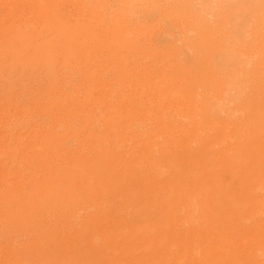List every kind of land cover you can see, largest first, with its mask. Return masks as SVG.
<instances>
[{"label": "rangeland", "instance_id": "obj_1", "mask_svg": "<svg viewBox=\"0 0 264 264\" xmlns=\"http://www.w3.org/2000/svg\"><path fill=\"white\" fill-rule=\"evenodd\" d=\"M58 1V2H57ZM63 3H62V2ZM121 1V2H120ZM123 0H92L90 3H89V6H88V9L86 10V12H84V14L86 15L85 17H89L90 14L92 17L90 18H84L83 21H81V18L77 17L76 16V3L74 0H0V182H4L5 183V187L4 188V183H0V205L5 203L4 207L3 205L0 206V234L2 233H5V234H2L0 236V261H4L3 263L6 262V264H13V261L11 259H13V253L15 252V250L17 249V246L19 247V245L24 242L26 240L25 237H27V234L29 233V237H30V233H31V236L32 237H27L28 239L24 242L25 244H27L28 242L31 243L30 244H34L35 246L39 247L42 245V243L40 244L41 241V237L39 239V235L41 234V232L39 233L40 229H42L41 231L43 232L42 235H46V241L49 243H47V247H45L44 249H47L45 251V253L47 254H44L43 257L45 258V260H47V264H53V262L51 263V261H54L55 259V262L54 264H68V263H72V262H76V261H81L83 259V256H84V259L87 261L85 262V260H83L86 264H94L96 262H101V263H106V264H192L190 261H191V256H192V252H194L193 250H195L196 246L198 245L197 243H195L194 241L190 242V240H194V237H193V234L190 233V231L188 232L187 230L185 231V229H187L188 227V223L187 221L185 222V220L183 221V224H181V230L179 231H175L174 232V236L172 235L173 234V228L171 227H166L168 226V224L164 221H161L162 218V212H158L157 215L158 217L156 216H151L152 218H148V216H144L143 218V215L140 213L141 212V204L139 202V199H137L136 197L134 196H140V194H150L152 191H156L158 189H164L165 186L166 188H173V186L171 185H174V188L173 190H177V191H185L188 189V186L187 184L190 183V181L188 179H195L196 182H197V179L201 176H203V179H208L212 176H215L217 175V172L218 170L216 169V167L218 166V163L220 161H224L222 160L225 159V161L229 158H227L228 156H230L231 154V149H228V147H231L229 146L228 144H234V143H237V142H241L243 144L239 145V143L237 144V148H238V151L239 150H243L242 153L241 151H237L238 155H235L234 157L237 156V160L240 158V161H237V163H239V165L242 163L243 166H246L245 164H247L249 167H244L246 169H242L243 167H239L237 168L236 170L240 172H237L238 175H243V177H241V182H237L236 184V187L234 188H231V189H235L237 191H244L242 189H245V188H250V189H245L244 192L246 191H249V190H255V191H259L260 193L264 192V185L261 186V184H264V180L261 181V179H264V178H261L260 177H257L258 176V173L264 175V167H261V166H264V163H262V158H264V142L261 143V141H264L262 139H264V133H261L262 131H264V128H262L261 130V127H264V126H260L262 125L261 122L262 120L261 119H264V109H262V106H264V48H261L262 51L260 50L259 48V45H262V47H264V42L261 43V39L264 38V36H262V32H264V27H262V25H264V8L262 9H259L256 13V18L258 19H253L255 23H252V27H251V33L249 32V34L247 35V37L245 39H243L242 41H246L244 42L245 45H243L244 47H242V44L243 42L241 41L240 44H236V46L238 47V45H240V50H242L241 52H243L244 54L248 55V56H251L252 54V58H253V61H252V65H254L253 63H257L255 64V66H253L252 68V76L250 74V78L247 79L246 81H249L247 82V91H245L244 93V96L247 97L248 99H246L244 96V100L245 101H242V100L239 98V101L238 99L237 100H234L232 103H230V105L228 107L225 108V113L221 114V115H210L208 116L209 118L206 116V119L201 117V116H204L205 117V114H198L199 110L202 109L201 111H206V105L204 104V102L208 99H211L212 96L215 94L216 92V89L218 91H223L221 90V88L223 89L224 85H221V84H224V80L223 77L224 75L222 73L219 74L215 72L214 73H210L212 72L210 69L213 68V66H211L210 64H212V56L214 53L219 47L222 46L223 44V38H226L227 35L229 36V30L228 28L226 27L225 25V20L224 22L222 21V19H224V13L228 10V8H226L227 5H224V7L221 5L220 6V11L221 12V15L218 16V18L216 20H214V18H212L214 15H206V13H204L203 11H199L195 9L196 5H195V1L196 0H148L146 2V7L144 8V10H142L140 12V14L134 16V17H131L130 18H124L122 17V20L121 18L119 17V19L117 18V16H119L120 14L122 15V9L124 8L123 7V3L122 2ZM151 1V2H150ZM190 1L192 3H190ZM41 2H42V6H41ZM44 2V3H43ZM61 2V5L60 3ZM106 2V3H105ZM174 2V3H173ZM198 2H202L201 0H199ZM46 3H48L47 5L49 6L50 9H53V11H55V13L51 10L50 12H47L48 10L50 9H47L48 7L46 6ZM55 3V4H54ZM43 4H45L43 6ZM51 4V5H50ZM63 4V5H62ZM75 4V5H74ZM101 4H107V5H110L112 6L113 5V8L111 9V14H110V20H111V23H110V20L109 21H105V25L103 26L99 20L97 19L96 17V13L94 10L98 11L97 9H99L101 7ZM179 4V5H178ZM59 5V7H58ZM96 5V7H95ZM99 5V6H98ZM195 5V6H194ZM41 6V7H40ZM62 6H64L62 8ZM95 8V9H93ZM179 6V7H178ZM189 6H191L189 8ZM40 7V8H39ZM52 7V8H51ZM98 7V8H97ZM44 8V9H43ZM55 8V9H54ZM97 8V9H96ZM192 8V9H191ZM23 9V10H22ZM41 9V10H40ZM43 9V10H42ZM67 9V10H66ZM92 9V10H91ZM73 12H72V11ZM75 10V11H74ZM116 10V11H115ZM190 10V11H189ZM23 11V12H22ZM37 11L41 12V13H38ZM60 11V12H59ZM100 11V9H99ZM148 11V12H147ZM196 12L197 14L195 15V13L193 12ZM44 12V13H43ZM51 12H52V16H51ZM94 12V13H93ZM122 12V13H121ZM189 12V13H187ZM200 12V13H199ZM27 13V14H26ZM29 13L30 16L32 17L33 13H34V16H33V19L31 17H29ZM44 15H43V14ZM46 13V15H45ZM48 13V14H47ZM50 13V14H49ZM119 13V14H118ZM199 13V15H198ZM35 14H36V17H35ZM42 17H41V15ZM54 14H56V17L54 16ZM67 14V15H66ZM94 16H93V15ZM206 15V18H205V15ZM262 14V15H261ZM25 15V17H23ZM39 18H38V16ZM50 15V16H48ZM198 15V16H197ZM200 15H203V16H200ZM45 16V17H44ZM188 16V17H187ZM192 16L193 18L196 20L194 21V19H192ZM260 16V17H259ZM29 17V18H27ZM35 17V18H34ZM46 17H48V19H46ZM51 17V18H50ZM191 17V18H190ZM202 18L204 19L203 21H207L208 24H206L205 22L202 21V19H199V18ZM24 18H27V19H24ZM116 18L119 20H116ZM124 18V19H123ZM158 18V19H157ZM188 18V19H187ZM212 18V20H211ZM36 19V20H35ZM46 19V20H45ZM51 19V20H50ZM190 19V20H189ZM26 20V21H25ZM32 20H34L33 22L34 23H30L32 22ZM39 20V21H38ZM45 20V22H44ZM132 20V21H131ZM136 20V21H135ZM197 20H200L197 22ZM209 20V21H208ZM224 23L223 26L225 27V29H227V32H225L226 30L224 29V27L221 24V21ZM257 20V21H255ZM30 21V22H29ZM71 21V22H70ZM75 23H74V22ZM121 21V23H120ZM126 21L128 22V26L126 27L124 24L127 25ZM191 21V22H190ZM220 23L218 24L217 23ZM262 22V25H260V23ZM28 22V23H27ZM38 22V23H37ZM41 23V26H40V23ZM53 22V24H52ZM79 22H82L81 24L83 25L84 24V27H85V31L84 32H79L77 35H74V36H71L70 38L66 39V40H62L61 38V35H60V32L58 31V27L61 25H74V24H78ZM108 22L110 24H108ZM125 22V23H124ZM189 22V23H188ZM204 24L202 25L201 24ZM210 22V23H209ZM215 22V23H214ZM259 22V24H258ZM39 24V25H36V24ZM50 23V24H49ZM139 23V24H138ZM195 23V24H194ZM202 27H201V25ZM29 24V27L27 25ZM124 26H122V25ZM196 27H193L194 25ZM214 25V27L211 28V25ZM216 24V25H215ZM218 24V26H217ZM20 25V26H19ZM36 25V27H35ZM48 25V29H46V26ZM86 25V26H85ZM89 25V26H87ZM92 25L94 27H92ZM101 25V26H100ZM107 25V26H106ZM111 25V26H110ZM113 25L115 26L114 29L113 28ZM122 26L121 27V30L120 32H123V34L120 32H118V28L119 26ZM198 25V26H197ZM212 25V26H213ZM261 26V28H259V26ZM38 26V27H37ZM101 28H100V27ZM111 28H110V27ZM138 26V27H137ZM209 28H207V27ZM26 27V28H25ZM41 27V28H40ZM104 27L107 29L105 30L106 32H108V36H105L101 35V37H98L100 35H97V33L95 34H91L92 30H94V32H100V29H104ZM201 27V28H200ZM206 27V29H205ZM220 27L221 30L218 28ZM258 27V29H257ZM34 28V29H33ZM40 28V29H39ZM95 28V29H93ZM96 28L98 29L96 31ZM126 28V29H125ZM137 28V29H136ZM144 28V29H143ZM215 28V29H214ZM26 29V30H25ZM29 29V30H28ZM89 29V31H87ZM112 29V30H110ZM165 29V30H164ZM190 29H192L190 31ZM199 31H197V30ZM205 29V30H203ZM216 29H219L217 30V33L216 32H213L212 31H215ZM223 29H224V32H223ZM253 29V30H252ZM261 31H260V30ZM42 32H41V31ZM51 30V31H50ZM126 30V31H125ZM139 30V31H138ZM188 30V31H187ZM258 30V31H256ZM33 31V32H32ZM45 31V32H44ZM48 31V33H47ZM91 31V32H90ZM210 33L207 34V36L205 35L207 32ZM211 31V32H209ZM254 33H253V32ZM41 32V33H40ZM197 32L199 35H197ZM206 32V33H205ZM109 33H115L116 37H113L114 39H112L110 37V34ZM138 33V34H137ZM205 33V34H204ZM212 33V34H211ZM220 33V34H219ZM221 33H223V36L221 35ZM226 33V34H225ZM256 34H259L258 35V39H257V35ZM28 34V35H27ZM45 34V35H44ZM202 34V35H201ZM205 36H204V35ZM7 35V36H6ZM41 35V36H40ZM95 37H94V36ZM140 35V36H139ZM252 35V37H251ZM202 36V37H201ZM209 36V37H208ZM220 36H222V39L220 38ZM262 36V37H261ZM41 37V38H40ZM99 39H98V38ZM204 37V38H203ZM255 37V38H254ZM40 38V39H39ZM94 38V39H92ZM195 38V39H194ZM253 38L256 40L259 41V44L257 45L256 43H254L255 40H253ZM42 39V40H41ZM74 39V40H73ZM102 39V40H101ZM179 39L181 41H183L184 43L180 42ZM206 39V40H205ZM209 39V40H208ZM105 40V42H103ZM145 40V41H144ZM217 40V41H216ZM256 40V42L258 43V41ZM22 41V42H21ZM144 41V42H143ZM191 41V42H190ZM251 41V42H250ZM143 42V44H142ZM187 42V43H186ZM219 42V43H218ZM222 42V43H221ZM9 43V45H7ZM19 43V44H18ZM108 43V44H107ZM175 43V44H174ZM182 43V44H181ZM218 43V44H217ZM242 43V44H241ZM254 43V44H253ZM14 44V45H13ZM27 44V45H26ZM184 44V46H183ZM187 44V46H185ZM190 44H193L191 47ZM252 44V46H251ZM6 45V46H5ZM110 46V47H106V46ZM258 48H257V46ZM54 46V47H53ZM97 46V47H96ZM171 46V47H170ZM178 46V47H177ZM4 47V48H3ZM8 47V48H7ZM90 47V48H89ZM94 47V48H93ZM100 47V48H99ZM175 47V49H174ZM181 47V50L179 51ZM185 47V48H184ZM249 47L251 48L250 50L253 49H258L260 51H258L257 49L256 50H252V53L251 51L249 50ZM6 48V50H4ZM36 48V50H35ZM89 48V50L87 51L86 49ZM112 48V51L111 49ZM195 48V49H194ZM217 48V49H216ZM242 48H245V49H242ZM85 49V51H83ZM108 49V50H106ZM110 49V50H109ZM178 49V51H177ZM185 49H190L188 51V53L186 52L185 53ZM192 49V50H191ZM210 49V50H209ZM4 50V51H3ZM10 52H9V51ZM98 50V51H97ZM13 51V52H12ZM27 51V52H26ZM39 51V52H37ZM109 51H111L109 53ZM120 51V52H119ZM178 52V54H176V52ZM191 51V52H190ZM214 51V52H213ZM248 51V52H247ZM258 52V54L256 52ZM7 52V53H6ZM35 52L38 56H40L38 58L37 55H35ZM113 52V53H112ZM116 52L118 54H116ZM183 52V53H182ZM212 52V53H211ZM253 52H254V56L253 55ZM261 52V53H260ZM12 55H11V54ZM39 53V54H38ZM115 53V55H114ZM172 53V54H171ZM251 53V54H250ZM113 54V55H112ZM130 54V55H129ZM178 56V59L176 57V55ZM181 54V55H180ZM210 54V55H209ZM260 54V57H258ZM14 55V56H13ZM16 55V56H15ZM175 55V56H174ZM203 55V56H202ZM22 56V57H21ZM35 56V57H34ZM37 56V57H36ZM42 56V57H41ZM70 56V57H69ZM87 56V57H85ZM200 56V57H198ZM210 56V57H209ZM32 57V58H31ZM136 57V58H135ZM142 57V58H141ZM208 57V58H207ZM15 58V59H14ZM86 58V59H85ZM134 58V59H133ZM210 58V59H209ZM33 59V60H32ZM94 59V60H93ZM167 59V60H166ZM171 59V60H170ZM173 59V60H172ZM44 60V61H43ZM78 60V61H77ZM134 60L136 62H134ZM176 60V61H175ZM181 60V61H180ZM184 60V61H182ZM196 60V61H195ZM210 60V64H209V61ZM9 65H8V63ZM39 61H42V62H39ZM133 61V62H132ZM147 61V62H146ZM173 61V63H172ZM175 61V62H174ZM179 61H180V64H179ZM255 61V62H254ZM95 62V64H94ZM167 62V63H166ZM183 62V63H182ZM195 62V64H194ZM40 63V64H39ZM117 63V64H116ZM160 63V64H159ZM162 63V64H161ZM198 63V64H197ZM194 64V65H193ZM209 64V65H208ZM6 65V66H5ZM86 65V66H85ZM88 65V66H87ZM90 65V66H89ZM94 65V66H93ZM122 65V66H121ZM192 65V66H191ZM201 65V66H200ZM12 66V67H11ZM133 66V67H132ZM171 66V67H170ZM4 67V68H3ZM88 67V68H87ZM174 67V68H173ZM180 67V68H179ZM182 67H184L182 69ZM210 67V68H209ZM261 67V68H259ZM3 68V69H2ZM172 68V69H171ZM177 68V69H176ZM179 68V69H178ZM200 68V69H199ZM205 68V69H204ZM208 68V69H207ZM259 70H258V69ZM91 69V70H90ZM174 69V71L176 70V72L172 71ZM182 69V70H181ZM256 69V70H254ZM19 70V71H17ZM88 70V71H87ZM92 70L94 72H92ZM98 70V71H97ZM190 70V71H189ZM198 70V71H197ZM210 70V71H209ZM27 71V72H26ZM171 71V72H169ZM258 71V72H257ZM88 72V73H86ZM179 72L178 76H176V74ZM206 72V73H205ZM257 73V76L256 73ZM262 72V73H261ZM18 73V74H17ZM93 73V74H92ZM156 73V74H155ZM163 73H166V74H169L168 76L166 74H163ZM171 73H176L175 75L171 74ZM181 73L183 74L182 77L181 76ZM251 73V71H250ZM33 74V75H32ZM72 74V75H71ZM76 74V75H75ZM86 74V75H85ZM92 74V76H91ZM173 75V76H176L178 77L176 79V77H172L170 76ZM213 74V75H212ZM260 74V75H259ZM3 75V76H2ZM30 75V76H29ZM49 75V76H48ZM89 75V76H88ZM127 75H128V78H127ZM164 75V76H162ZM214 75H217L219 76V79L217 76H214ZM22 76V77H21ZM168 78H167V77ZM170 76V78H169ZM214 76V77H213ZM220 76H223L222 77V80H221V77ZM253 76H255V78H252ZM7 77V78H6ZM77 77V78H76ZM160 77H163L162 79H160ZM210 77V78H209ZM217 77V78H216ZM22 78V79H21ZM111 78V79H110ZM164 78H167V79H164ZM181 78V79H180ZM213 78V80H212ZM225 78V77H224ZM261 78V79H260ZM14 79V80H13ZM71 79V80H70ZM73 79V80H72ZM132 79V80H131ZM172 79L174 81H181L182 82V85L183 86H180L181 84L179 83H175L173 82V84H170V82L172 83ZM214 79H217L216 82H214ZM257 79V81L255 80ZM27 80V81H26ZM134 80V81H133ZM159 80V82H158ZM166 80V81H164ZM167 80H170V82H168ZM185 80H189L188 83H186ZM210 80L212 82H210ZM44 81V82H42ZM133 81V82H132ZM161 81V82H160ZM164 81V82H163ZM256 81V82H255ZM11 82V83H10ZM27 82V83H26ZM147 82V84H146ZM152 84H151V83ZM157 83V86H156V83ZM167 84V88L169 87H172L174 89V87H176L174 90H178L179 91V94H176L174 92H177V91H174L172 90L171 88H169L166 92H165V88H166V83ZM218 82L220 83L221 86H218ZM223 82V83H221ZM254 82L255 84L257 85V82H258V88L257 86L254 85ZM30 83V84H29ZM69 83V84H68ZM150 83V84H148ZM161 83V84H160ZM186 83V84H185ZM190 83V84H189ZM214 83V84H213ZM217 83V84H215ZM251 83V84H250ZM11 86H10V85ZM14 84V85H13ZM34 84V85H33ZM58 84V85H56ZM163 85V90L162 87L160 85ZM165 84V85H164ZM175 84V86H174ZM213 84V85H212ZM29 85V86H27ZM68 85V87H67ZM161 87H159V86ZM172 85V86H170ZM179 85V86H178ZM186 85V86H185ZM214 85L216 86L214 88V93H212V88L214 87ZM251 85L253 87H255V89L252 87V89L254 91L251 92L250 88H251ZM5 86V87H4ZM137 86V87H136ZM149 86V87H148ZM151 86V87H150ZM189 86V87H188ZM192 86V87H191ZM7 87V88H6ZM147 87V88H146ZM156 87V88H155ZM159 87V88H157ZM180 87V89H179ZM184 89H182V88ZM203 87V88H202ZM219 87V88H218ZM156 90H155V89ZM189 91H187L186 93L190 94L189 97L191 102H188L187 100V94H185V90L189 89ZM71 89V90H70ZM91 89V90H90ZM145 89V91H143ZM150 89V92L147 91ZM158 89H162L161 90H158ZM170 90V91H169ZM181 90H184L183 93L181 92ZM207 90V91H206ZM211 90V92H210ZM259 90V91H258ZM87 91V93H86ZM94 91V92H93ZM110 91V92H109ZM156 91V93H154ZM160 93H158V92ZM191 91V92H190ZM249 91V93H248ZM256 91V92H255ZM258 91V92H257ZM7 92V93H6ZM90 92V93H88ZM144 92V93H143ZM153 92V93H152ZM181 92V93H180ZM198 92V93H197ZM247 92V94H246ZM262 94H261V93ZM51 93V94H50ZM165 93V94H163ZM193 93L195 95H193ZM207 93V94H205ZM209 93V94H208ZM219 93V92H218ZM219 93V94H220ZM223 93V92H222ZM221 93V94H222ZM258 93V96L256 95ZM11 96H10V95ZM104 94V95H103ZM110 94V96H109ZM141 94V95H140ZM151 94L152 97L154 96H159V97H154L151 98ZM162 94V95H161ZM184 94V95H183ZM213 94V95H212ZM216 93V95H214L213 97H217V95L220 97L221 94L219 95ZM9 97H8V96ZM85 95V96H84ZM90 95V97H89ZM161 95V96H160ZM166 95V96H165ZM170 95V96H169ZM173 98H172V96ZM176 95V97H175ZM186 95V96H185ZM202 95H206L205 97L202 96ZM211 95V96H209ZM253 95V96H252ZM256 95V96H255ZM84 96V97H83ZM118 96V97H117ZM163 96L165 97L164 99H169V100H163ZM192 96H195L194 98L196 100H193L194 98ZM33 97V98H32ZM67 97V98H66ZM109 98V99H106ZM162 97V98H161ZM169 97V98H168ZM179 97V98H178ZM185 97V98H184ZM188 97V98H189ZM202 97V98H201ZM206 99L204 101V98ZM208 97V98H206ZM253 97V100L252 98ZM256 97V98H255ZM257 97H261V98H257ZM5 98H7L5 100ZM65 98V99H64ZM87 98V99H86ZM89 98V99H88ZM103 98V99H102ZM112 98V99H111ZM156 98V99H155ZM159 98V99H157ZM172 98V99H171ZM183 98V100L181 99ZM249 98L252 100V106L251 107V102L249 101ZM254 98H255V101H254ZM117 99V101H116ZM123 99V100H122ZM133 99V100H132ZM171 99V101H170ZM186 99V100H185ZM198 99V100H197ZM13 100V101H12ZM87 100V101H86ZM99 100V101H98ZM104 103H103V101ZM105 100L107 102H105ZM158 100V101H157ZM162 100V101H161ZM187 101L188 103H191L190 104V108H189V105L188 107H186L187 105V102L185 103L184 102ZM189 100V101H190ZM203 100V101H201ZM259 100V101H258ZM28 101V102H27ZM97 103H96V102ZM176 101V102H175ZM179 101V102H178ZM194 101V102H193ZM196 101V102H195ZM198 101H201L200 104H198ZM244 102V106L242 104V102ZM257 101V102H256ZM33 102V103H32ZM116 102V104L114 103ZM121 102V103H120ZM124 102V103H123ZM159 102V104H158ZM164 102H167L166 104H164ZM174 102V103H173ZM179 104H178V103ZM241 102V103H240ZM254 102V103H253ZM257 105L258 104H261V108L260 107H256V103ZM35 103V104H34ZM39 103V104H38ZM92 103V104H91ZM108 103V104H107ZM112 103V104H111ZM183 103L185 105H183ZM193 103V105H192ZM201 106L198 108V106ZM203 103V104H202ZM207 103V102H205ZM237 103V104H235ZM241 105H240V104ZM161 104H164V106H162ZM175 106H174V105ZM185 106L186 109L189 110L190 112H192V114L189 112L190 114V118L189 115H188V111L185 109V107H181V109L179 108L181 105ZM232 104V105H231ZM248 108L250 109H246V112L245 113V118L243 117V112H241V109H242V106L243 108L245 107L246 108V105ZM250 104V105H249ZM35 105V106H34ZM49 105V106H48ZM91 105V106H90ZM110 105V106H109ZM118 105V106H117ZM121 105V106H119ZM130 105V106H129ZM161 107H160V106ZM168 105V106H166ZM174 108H172L173 106ZM179 105V106H178ZM204 107H203V106ZM238 106L239 105L241 107H239V110L240 111H237L235 112V109H238L237 107L234 108V106ZM3 106H6V107H3ZM143 106V107H142ZM234 108V110L231 108ZM10 107V108H9ZM112 107V108H111ZM116 107V108H115ZM120 107V108H118ZM129 107V108H128ZM164 107V108H162ZM196 108V111L198 113H196L195 111V108ZM256 107V108H255ZM30 108V109H29ZM169 108L171 109V111L169 110ZM184 108V109H182ZM199 110H198V109ZM205 108V109H204ZM244 108V110H245ZM254 108V109H252ZM262 110H260V109ZM14 109V110H13ZM53 109V110H52ZM105 109H107V111H105ZM139 109V110H138ZM163 112H161L162 110ZM173 109V110H172ZM180 110L181 113H179L178 110ZM204 109V110H203ZM257 110L255 111V114L252 115L253 118L256 119V116H257V119H253V118H249L248 115H246V113L250 114V117H251V114L253 113H250V112H254V110ZM160 110V111H159ZM177 110V111H176ZM186 110V111H185ZM193 110H194V115H193ZM232 110V111H231ZM243 110V109H242ZM243 110V111H244ZM259 110L262 112V115L259 113ZM11 111V113H9ZM52 111V112H51ZM77 111V112H76ZM82 111V112H81ZM90 111V113H89ZM114 111V112H112ZM140 114H142L141 116H144V119L142 117H140L139 115V112ZM143 111V112H141ZM145 111V113H144ZM149 111V112H148ZM151 111H154L153 113ZM158 113H157V112ZM166 111V113H165ZM170 111V112H169ZM184 111V113H183ZM7 112V113H6ZM29 112V113H28ZM79 112V113H78ZM107 112V113H106ZM118 112V114H117ZM147 112V113H146ZM159 112H161L159 114ZM169 112V113H168ZM173 113L174 115L171 114V116L174 117V120L172 121L173 117L170 116V113ZM241 112V113H240ZM71 113V114H70ZM81 113V114H80ZM95 113V115H94ZM97 113V114H96ZM104 113V114H102ZM106 113V115H105ZM120 113V114H119ZM125 113V116H123V114ZM135 115H134V114ZM137 113V114H136ZM144 113V115H143ZM152 113V114H151ZM157 113V114H156ZM188 116H186L187 118H190L189 121L190 123L192 121H195V119H197L194 123V125L191 123H188V119L186 117L183 118V116H185L186 114ZM201 113V112H200ZM260 116H258V114ZM26 114V115H25ZM85 114V116H83ZM88 114V115H87ZM91 114V115H90ZM122 114V115H121ZM146 114H148L146 116ZM151 114V115H150ZM154 114V115H153ZM158 114L160 116H158ZM162 114V115H161ZM167 114V116H166ZM169 114V115H168ZM185 114V115H184ZM200 115L199 117H197L198 115ZM238 114H241V115H238ZM257 114V115H256ZM94 115V116H93ZM105 115V116H104ZM109 115V116H108ZM118 115V116H117ZM121 115V116H120ZM157 115V116H156ZM177 115V116H175ZM182 117H181V116ZM227 115L228 116V120H222V119H225V117L227 118ZM88 116V117H87ZM91 116V118H90ZM104 116V117H103ZM115 116V117H113ZM137 116V118L135 117ZM139 116V118H138ZM146 116V117H145ZM149 116L154 119H149ZM179 116V117H178ZM222 116H225L222 118ZM239 116V117H238ZM35 119H34V118ZM48 117V118H47ZM76 117V118H75ZM81 117V119H80ZM124 117V118H123ZM135 117V118H134ZM160 117V119H159ZM163 117H167L168 119H165V121L163 120L164 118ZM180 118V121H178ZM218 121H220L218 123V121L216 120V118ZM219 117V118H218ZM220 117L222 119H220ZM248 117L251 121V124L248 120H246ZM72 118V119H71ZM79 120H78V119ZM95 118V120H94ZM145 118H148V119H145ZM202 118L204 119V121L201 122ZM244 118L245 121H241V119ZM74 119V120H73ZM112 120L113 122V129L112 131H106V127L105 126V120ZM137 119V120H136ZM144 121H143V120ZM185 121H184V120ZM236 119V120H235ZM103 120V121H102ZM153 120V121H152ZM167 120H170L167 122ZM177 120V121H175ZM192 120V121H191ZM234 120V123H242L241 124H237V126L240 128H238L237 126H234L232 125V121ZM255 120V121H254ZM49 121V122H48ZM53 121V122H52ZM101 121L103 123H101ZM159 121V122H158ZM164 121V122H163ZM171 121L173 123H171ZM186 121H188L186 123ZM210 121H211V124H210ZM246 121H248V125L246 126L247 130H249L248 128L253 129L251 130V132L254 134H256L259 138H257L256 140L258 141H255L254 137L252 136L251 137V132L247 131V130H243L245 129V126L244 124L246 123ZM254 121V122H253ZM258 121V122H256ZM32 122V123H31ZM39 122V123H38ZM63 122V123H62ZM87 122V123H86ZM99 122V123H98ZM157 123V126H154L156 123ZM161 122V123H160ZM175 122V123H174ZM180 122V124H178ZM201 122V124H200ZM231 122V124H230ZM76 123V124H75ZM85 123V124H84ZM95 123V124H94ZM117 123V124H116ZM154 123V124H152ZM159 123L161 125H159ZM165 123H169V124H172L170 126H167V124ZM183 123V124H182ZM185 123V124H184ZM205 123L206 126H205ZM253 123V124H252ZM254 123L256 124L254 126ZM264 123V122H262ZM90 124V125H89ZM104 124V125H102ZM120 124V125H119ZM164 124V125H163ZM176 126H175V125ZM187 124V125H186ZM198 124V125H197ZM207 128L209 127L210 130L213 132L212 135H215L211 137L209 136V134H211L212 132L209 131L210 133L206 132L207 129L209 130V128L205 130V128L202 126ZM250 124V126H249ZM260 124V125H259ZM28 125V126H27ZM81 125V126H80ZM155 128V130H158L157 133H155L156 131L155 130H150L153 126ZM179 125H180V128H179ZM183 125V126H182ZM185 125L188 127L186 128ZM197 127L200 125V128ZM209 125V126H208ZM212 125V126H211ZM220 125V126H219ZM231 125V126H230ZM39 126V127H38ZM80 126V127H79ZM99 126V127H98ZM167 126V128H166ZM195 126V127H194ZM242 126V127H241ZM32 127V128H30ZM55 127V128H54ZM102 127V128H101ZM119 127V128H118ZM170 127V129H169ZM176 127V128H175ZM182 127V128H181ZM186 129H184V128ZM253 127V128H252ZM52 130H51V129ZM127 128V129H126ZM152 128V129H154ZM158 128V129H157ZM162 130H161V129ZM165 128V129H164ZM201 128L203 130H201ZM213 128H215L214 130H212ZM219 128V129H218ZM237 128L239 130H237L238 134L240 132H243V134L241 135H238L237 132L235 131ZM243 128V129H242ZM17 129V130H16ZM50 129V130H49ZM56 129V130H55ZM76 129V130H75ZM103 129V130H101ZM106 129V130H105ZM172 129V130H171ZM174 129V131H173ZM193 129V130H192ZM194 129L196 131H194ZM229 129H235L234 131L236 132V134H234V131L233 130H229ZM241 129V130H240ZM44 130H47V131H44ZM49 130V131H48ZM72 130V131H71ZM80 130V132H79ZM91 130V131H90ZM98 130V131H97ZM129 130V131H128ZM133 130V131H132ZM168 130V131H167ZM181 130V133L178 132V131ZM218 130V131H217ZM222 130V131H221ZM41 133H40V132ZM43 131V132H42ZM59 134L60 135V142H57V140L55 141L54 140V133L50 135V133L52 132ZM84 131V132H83ZM115 131V132H114ZM119 131V132H118ZM131 131L134 133L132 134ZM155 131V132H154ZM160 131V132H159ZM166 131V132H165ZM224 131V133H223ZM35 132H38V133H35ZM60 132V133H58ZM99 132V133H98ZM117 132V133H116ZM138 132V133H137ZM145 132H147V137L144 135ZM151 132L153 136H148V134H150ZM159 132V134H158ZM176 132V134L174 135V133ZM232 134H231V133ZM245 132V134H244ZM250 134H249V133ZM27 133V134H26ZM31 133V134H30ZM36 134H38V136L34 137ZM91 133V134H89ZM102 133V134H101ZM118 133H120L118 135ZM143 134V135H140V134ZM155 133V135H154ZM199 133V134H198ZM205 136H203L202 134ZM217 133V134H216ZM220 133V134H219ZM226 133H228L226 135ZM2 134V135H1ZM30 134V135H29ZM43 136H41V135ZM73 134V135H72ZM125 134V135H124ZM173 134V135H171ZM197 134V135H196ZM231 134V135H230ZM253 134V135H254ZM4 135V136H3ZM6 135V136H5ZM46 135H50L51 137L49 138H52L51 139H47L45 138L44 136ZM75 135H79L77 137H75ZM129 135V136H128ZM166 135V136H165ZM179 135V138L177 137ZM185 135V136H184ZM187 135V136H186ZM196 135V137L194 136ZM233 135V136H232ZM237 135V136H236ZM246 136V138H243L244 136ZM250 135V136H249ZM256 135H255V138H256ZM81 136V137H80ZM128 136V137H126ZM142 136L144 138H142ZM168 136V137H167ZM183 136V137H182ZM189 136V137H188ZM203 136V137H201ZM232 136V137H231ZM239 136V137H238ZM242 136V138H241ZM30 137V138H29ZM38 137H39V141L42 143L39 144V141H38ZM42 137V138H40ZM44 137V139H43ZM94 137V138H93ZM132 137V138H131ZM140 137V138H139ZM151 137V139H150ZM152 137H156L155 139L158 138V140H155L154 138L152 139ZM170 137V138H169ZM173 137V139H172ZM195 137V139H194ZM198 137V138H197ZM201 137V138H200ZM208 137L209 138V141H208ZM212 137H214L215 139H213ZM250 138L249 140H246V141H249L248 143L244 142L245 139L247 138ZM16 138V139H15ZM79 138V139H78ZM81 138V139H80ZM125 138V139H124ZM127 138V139H126ZM134 138V139H133ZM165 138V140L163 139ZM183 138V140H182ZM199 138L201 140H199ZM207 138V139H206ZM228 138V140H227ZM238 138V139H237ZM239 138H240V141H239ZM3 139V140H2ZM34 139V142L31 140ZM42 139V140H41ZM77 139V140H76ZM134 141H133V140ZM136 139V140H135ZM142 139V140H141ZM145 139V140H143ZM147 139V140H146ZM161 139L165 142V144H163L164 142L161 141ZM171 139V140H170ZM179 139H181L184 143L181 142H178ZM186 139V140H185ZM190 139V140H189ZM196 139L198 141H196ZM207 141H205V140ZM214 140H217L218 142L216 143L215 142H212ZM225 139V140H224ZM237 139V140H236ZM244 139V141H243ZM259 139H261V141H259ZM15 140V141H14ZM25 140V141H24ZM30 140V141H29ZM83 140V141H82ZM118 140V141H117ZM124 140V141H123ZM127 140V141H125ZM131 140V141H130ZM140 143H139V141ZM155 143H153L154 141ZM168 140V142H167ZM193 140V142H191ZM203 140V141H202ZM227 140V141H226ZM231 140V141H230ZM9 141V142H8ZM38 143H37V142ZM52 141V142H51ZM63 141V142H61ZM79 141V142H78ZM87 141V142H86ZM107 141V142H106ZM142 141L144 142V144L142 143ZM148 143H147V142ZM152 141V142H151ZM158 144H157V142ZM160 141V142H159ZM172 141V142H170ZM174 141V142H173ZM176 141V143H175ZM186 141V142H185ZM195 141V142H194ZM199 141H202L201 142V145L199 143ZM220 141V142H219ZM227 142V143H224V142ZM230 143H229V142ZM234 141V143L232 142ZM237 141V142H236ZM50 142V143H49ZM78 142V143H76ZM101 142V143H100ZM129 146H128V144ZM133 142V144H132ZM135 142V143H134ZM137 142V143H136ZM150 142V143H149ZM180 144V147H182L181 149H183L185 152L187 151V153H184L183 150L180 149V147L177 145L175 146L177 152H173V151H176L174 149V146L171 145V144ZM210 142V143H208ZM232 142V143H231ZM260 142V143H259ZM29 143V144H28ZM49 143V144H48ZM100 143V144H99ZM125 143V145H124ZM147 143V144H146ZM169 143V146H167ZM190 143L192 145V143H194L191 147L190 146ZM197 143L202 146L199 147L202 149L199 148V151L197 149ZM205 143V144H203ZM215 143V144H214ZM222 143V144H220ZM34 144V145H32ZM47 144V145H46ZM60 144V146H59ZM82 144V145H81ZM134 144H136L135 146H133ZM137 144H141V146L137 145ZM152 144V145H150ZM157 144V145H155ZM161 144V145H160ZM196 144V145H195ZM207 144L209 146H207ZM228 146H227V145ZM16 145V146H15ZM26 145V147H25ZM29 147H28V146ZM35 145H38L37 147ZM52 145V146H51ZM55 145V146H54ZM63 145V146H61ZM91 145V146H90ZM94 145V146H93ZM97 145L101 146L103 149H108V150H111L113 151V153L115 154L116 156V159L113 160L111 163H109V165H107L106 169L105 168H102V172L99 171V175L98 176H102L104 179H102V177L100 179V181L107 183L109 181H111L110 179V176H112V180L113 182H110V185L113 189V194L114 196L116 197V200L114 199L115 197L112 196L110 198H101V196L99 197V195H101L102 191L100 190L99 186H97V182L96 180H94V182H92V184L94 185V190H95V193H94V190L92 192V194H90L89 192H87V188L84 186V184L82 183L81 179L80 178H74L72 179L70 182H71V185H70V182H68L65 186V188L63 189V197H62V194L60 195L61 197H57L59 198V200H54V201H50L49 198H46L45 196V199L44 197L41 195V191L49 185V184H53L55 181V177L58 176V173L62 170H65V168L67 169L68 167H71L74 162L80 158V160H84V155L86 156L87 154L91 155L92 152L91 150L92 149H96L97 148ZM109 145V146H108ZM147 145V146H146ZM155 145L156 146H163L162 151L159 147H157V149L155 147H153ZM166 145V146H165ZM185 145V147H184ZM195 145V146H194ZM214 146V149L213 147H210V146ZM224 145V146H222ZM32 146V147H31ZM49 146V147H48ZM57 146V147H56ZM117 146V147H115ZM129 148H128V147ZM137 146V147H136ZM150 146V148H149ZM194 146V147H193ZM207 146V147H206ZM23 147H25L23 149ZM28 147V148H27ZM43 147H47V148H43ZM53 147V148H52ZM61 147V148H60ZM139 147V148H138ZM145 147H148V148H145ZM169 147V149H168ZM187 147V148H186ZM195 147H196V151H195ZM206 147V149L204 148ZM227 147V148H226ZM247 147V148H246ZM262 149H261V148ZM17 148V151L15 150ZM19 148V149H18ZM27 148V149H26ZM31 148V149H30ZM52 148V149H51ZM92 148V149H91ZM112 148V149H111ZM133 148V149H131ZM155 148V150H152V149ZM190 148V149H189ZM204 148V149H203ZM209 148V149H208ZM217 148V149H216ZM219 148V149H218ZM47 149V150H45ZM50 149V151H49ZM129 149V150H127ZM131 149V151H130ZM139 149V150H138ZM140 149L141 150V154H134L133 155V152L135 153H139L140 152ZM149 150V151H146ZM158 149H159V152H158ZM163 149H165L164 151L169 154H166ZM193 153H192V151ZM212 149V150H211ZM216 149V150H215ZM250 149V150H249ZM35 150V151H34ZM37 150V152H36ZM43 150V151H42ZM81 150V151H80ZM120 150V151H119ZM173 150V151H171ZM190 150V151H189ZM208 154H206V152ZM210 150V151H209ZM214 150V151H213ZM218 150V151H217ZM229 150V152H228ZM252 150V151H251ZM32 151V152H30ZM85 151V152H84ZM123 151V152H122ZM145 151V152H143ZM155 151V152H154ZM157 151V153H156ZM170 151V152H169ZM183 151V152H182ZM198 153V157L200 156V159L197 158L195 152ZM198 151V152H197ZM204 151V152H202ZM210 153H209V152ZM212 151V152H211ZM217 151V152H216ZM17 152V153H16ZM25 152V153H24ZM43 152V153H42ZM47 152V153H46ZM67 152V153H66ZM122 152V153H120ZM125 152V153H124ZM128 152V154H127ZM153 152L154 154L152 155ZM163 154H162V153ZM191 152V153H189ZM260 152V153H258ZM23 153V154H22ZM46 153V154H44ZM84 153V154H82ZM87 153V154H86ZM124 153V154H123ZM131 153V154H130ZM150 153V154H149ZM156 153V154H155ZM176 153V155L174 154ZM218 153V155L216 154ZM221 153V154H219ZM229 153V154H227ZM254 153V154H253ZM14 154V155H13ZM33 154V155H32ZM41 154V155H40ZM123 154V155H122ZM126 154H127V157H132L134 158V156L136 157V155H138V158H135L137 160H133L131 161L130 158H127L126 157ZM157 154H158V159H157ZM160 154V155H159ZM172 154V155H171ZM174 154V155H173ZM178 154V156H177ZM192 154V155H191ZM199 154H202V155H199ZM206 154V155H205ZM215 154V156H214ZM260 154V155H259ZM80 157H79V156ZM125 155V156H124ZM132 155V156H130ZM167 155V156H166ZM169 155V156H168ZM186 155V156H185ZM190 155H191V158H190ZM194 155V156H193ZM218 157H217V156ZM228 155V156H227ZM30 156V157H29ZM40 158H39V157ZM49 156V157H48ZM93 156V155H92ZM92 156H88V158H92ZM155 156V157H153ZM163 156V157H162ZM166 158H165V157ZM171 156L173 158H171ZM177 156V158L175 157ZM213 156V158L211 157ZM224 156H227L226 158H224ZM242 156V157H241ZM246 156L245 158V161H242V158ZM252 156V157H251ZM255 156V157H254ZM23 157V158H22ZM32 157L33 160H32ZM38 157V158H37ZM125 157V158H124ZM169 157V158H167ZM183 158L180 160V158ZM199 159V160H195L196 158ZM202 157H205V159ZM217 159H216V158ZM220 157V158H219ZM239 157V158H238ZM46 158V159H45ZM75 158V159H74ZM77 158V159H76ZM120 158H122L120 160ZM140 158V160H138ZM142 158V159H141ZM176 158V159H175ZM209 158V159H207ZM249 158V160H248ZM39 159V163H35L34 160H37ZM63 159V160H62ZM74 159V160H73ZM124 159V161H123ZM153 159V160H152ZM154 159H157L154 160ZM166 159V160H165ZM169 162H168V160ZM178 159V160H177ZM212 159H215L216 161L212 160ZM220 159V160H219ZM244 159V158H243ZM251 159V161H250ZM19 160V162H18ZM42 160V161H41ZM48 160V161H47ZM120 160V162H119ZM164 162L163 164L161 163V161ZM164 160V161H163ZM172 160V161H171ZM173 160L175 162H173ZM180 160V161H179ZM193 160V161H192ZM195 160V161H194ZM219 160V161H218ZM47 161L48 164H46L45 162ZM122 161V162H121ZM142 161V162H140ZM159 161L161 164H159ZM29 162V163H28ZM32 162H33V166L32 167ZM37 162V161H36ZM52 162H55V163H52ZM128 162V163H127ZM173 162V163H172ZM197 163L198 167L201 166L200 168V171L198 170L197 168V165H195V163ZM218 162V163H217ZM246 162V163H245ZM260 163V168L259 167H256L255 165L258 166V164ZM27 163L29 165H27ZM41 163H43V165H41ZM52 163V164H51ZM60 163V164H59ZM126 163V164H124ZM166 163V164H165ZM175 163V164H174ZM177 163V165H176ZM183 165H182V164ZM189 163V165L187 164ZM201 163V164H200ZM212 165H209V164ZM216 165H213L215 164ZM221 163V162H220ZM249 163V164H248ZM256 163V164H255ZM12 164V165H11ZM17 164V165H16ZM35 164V165H34ZM36 164L38 166H36ZM46 164V165H44ZM65 164V165H64ZM84 161H83V165H84ZM143 164V165H141ZM146 164V165H145ZM148 164V165H147ZM165 164V165H164ZM186 164V165H185ZM191 164V166H190ZM252 164H254V166H252ZM31 165V166H30ZM49 165V166H48ZM57 165V166H56ZM119 165V166H118ZM145 165V167H144ZM154 165H157V168L154 167ZM163 165V166H166V167H159V166ZM182 165V166H181ZM187 165H188V168H190V170L187 168ZM203 165H206L208 167H202ZM36 166V167H35ZM40 166V167H39ZM48 166V167H47ZM88 167V165H85L84 167ZM137 166L139 167V171L137 169ZM141 166V167H140ZM150 166V167H149ZM186 166V168H185ZM216 166V167H214ZM242 166V165H240ZM5 167V168H3ZM38 167V169H37ZM42 167H46L45 169L42 168ZM54 167V168H53ZM121 167V168H119ZM144 167V168H142ZM169 167V168H168ZM174 167V168H173ZM179 167V168H178ZM254 167L255 169L257 168V171H259L260 169V172H256V170H254ZM26 168V169H25ZM34 168H35V171H34ZM52 169L51 173L49 174L48 172L49 169ZM126 168V169H124ZM132 168V169H130ZM148 168V169H147ZM151 168V169H150ZM154 168V169H152ZM165 168V169H164ZM173 168V169H172ZM205 168V169H203ZM208 168V169H206ZM210 168L212 170H215L216 172L210 170ZM241 168V169H240ZM3 169V170H2ZM32 169V170H31ZM40 169V170H39ZM43 169V171L41 170ZM48 169V171L46 172V170ZM55 169V170H54ZM60 169V171H59ZM105 169V170H103ZM114 169V170H113ZM136 171H135V170ZM141 169L144 171L141 172ZM150 169V170H149ZM155 169H157L155 171ZM172 171V174L170 171ZM181 171H180V170ZM195 169V170H194ZM203 169V170H202ZM259 169V170H258ZM5 170V171H4ZM6 170H9L8 174H7V171ZM57 170V171H56ZM130 170V171H129ZM132 170V171H131ZM146 170V171H145ZM153 170L155 171V173L153 172ZM166 170V171H165ZM189 170V171H188ZM203 171V174L202 171ZM205 170V171H204ZM250 170V171H249ZM254 170V172H256L257 174L256 175H252V171ZM124 171V172H123ZM135 171V172H134ZM149 171H152L151 173ZM176 171V172H175ZM183 171V172H182ZM187 171V173H186ZM191 171V172H190ZM199 171V172H198ZM242 171H244L245 173L249 174V175H246L244 172L242 173ZM2 172H5L2 173ZM17 172H19L17 174ZM40 174H38V173ZM47 175H45L46 173ZM164 174V176L161 178V177H158V175L160 176L161 173ZM178 172V173H177ZM193 172V174H192ZM205 172H206V175H205ZM227 174V176L225 177L226 179H228L230 177L231 174H236V173H232V171H228L226 170L225 171ZM224 172V173H225ZM262 172V173H261ZM24 175H23V174ZM44 173V174H43ZM126 173V174H125ZM130 173V174H129ZM177 173V174H175ZM212 173V174H211ZM216 173V174H215ZM223 173V174H224ZM55 174V175H54ZM61 174V173H60ZM166 174V176H165ZM255 174V173H253ZM10 175V176H9ZM40 175V176H39ZM45 175L46 177H43ZM106 175V176H105ZM145 175V176H144ZM147 175V176H146ZM169 175V177L167 176ZM174 175V176H172ZM194 175V177L192 176ZM198 175V176H197ZM210 175V176H209ZM246 175V176H245ZM261 175V176H262ZM6 177V180L7 178H9V180H7V183H6V180L5 178L3 179L2 178ZM16 176V177H15ZM36 176V177H35ZM55 176V177H54ZM152 176V178H151ZM157 176V177H156ZM162 176V175H161ZM174 177L173 178H171ZM188 176V177H187ZM192 176V178H191ZM225 176V174H224ZM250 176H256V177H250ZM39 177V178H38ZM55 178L54 180L50 178ZM130 177V178H128ZM144 177V178H143ZM156 177V178H155ZM176 177V179H175ZM183 177V178H182ZM250 177L251 179L252 178H255L253 181L251 179H248ZM26 178V179H25ZM29 178V179H28ZM49 178V179H48ZM109 178V179H108ZM133 179L132 181L129 180L128 182V179ZM148 178V179H146ZM160 178H161V181H160ZM166 178V181L165 179ZM168 178V179H167ZM178 178V179H177ZM246 178L247 181L243 182V179ZM259 178V179H258ZM31 179V180H30ZM41 179V180H40ZM102 179V180H101ZM108 179V180H107ZM125 179V180H124ZM138 179V180H137ZM146 180V181H143V180ZM170 179V180H169ZM180 179V180H179ZM182 179V180H181ZM183 179L186 181H184L183 183H181L183 181ZM187 179V180H186ZM198 179V180H199ZM202 179V177H201ZM5 180V181H4ZM24 180V181H23ZM29 180V181H28ZM43 180V181H42ZM140 180V181H139ZM154 180V182L152 181ZM164 180V181H163ZM177 180V181H176ZM194 180V181H195ZM251 180V181H249ZM17 181V182H16ZM31 181V187L28 185V183ZM46 181V182H45ZM125 181V182H124ZM131 181V182H130ZM152 181V182H151ZM169 182V185L167 184ZM173 181V182H172ZM176 181V182H175ZM179 181H181L179 183ZM261 181V182H260ZM16 182V183H15ZM27 185H26V183ZM36 182V183H35ZM43 182V183H41ZM73 182V183H72ZM165 182V183H163ZM192 183L190 184H194L195 182H193L191 180ZM247 182H251V186H252V183L254 184V187L257 186L255 185L258 184V187L252 189V187H250V184H248ZM259 182H260V186L262 188H260L259 186ZM23 183V184H22ZM25 183V184H24ZM44 183H47V185H45ZM126 183V184H125ZM152 183V184H151ZM161 185H159V184ZM185 183V184H184ZM238 183L240 184V186L243 184L244 186H242L241 188H237V185ZM247 183V184H246ZM37 184V185H36ZM41 184V185H40ZM74 184V185H73ZM103 184V183H102ZM128 184V185H127ZM189 184V185H190ZM196 184V183H195ZM24 185V186H23ZM29 188V189H27ZM152 185V186H151ZM154 185V186H153ZM156 185V187H155ZM159 185V186H157ZM182 185V186H181ZM246 185L248 187H246ZM81 186V188L79 187ZM167 186H170V187H167ZM3 187V188H2ZM25 187V188H23ZM45 188L46 190L48 189ZM52 187V186H51ZM80 188V191H79V188ZM159 187V188H158ZM161 187V188H160ZM177 187V188H176ZM239 187V185H238ZM2 188V189H1ZM39 188V189H38ZM43 188V189H42ZM154 188V189H152ZM156 188V189H155ZM158 188V189H157ZM165 188V189H166ZM186 188V189H185ZM237 188V189H236ZM25 189V191H24ZM27 189V190H26ZM66 189V190H65ZM84 192H83V190ZM151 189V190H149ZM6 190V191H5ZM29 190V191H28ZM40 190V191H39ZM151 191V192H147V191ZM28 191V192H27ZM65 191V192H64ZM69 191V192H68ZM75 191V192H74ZM8 192V193H7ZM24 192V193H23ZM87 192V193H86ZM65 193V194H64ZM68 193V194H67ZM76 193V194H75ZM86 193V194H85ZM90 195H89V194ZM40 194V195H39ZM112 194V193H111ZM32 195V196H31ZM65 195V197H64ZM67 195V196H66ZM80 195V196H78ZM93 195V197L91 196ZM97 195V196H96ZM131 195V196H130ZM2 196V197H1ZM52 196V195H50ZM84 196V197H83ZM119 196V197H118ZM151 196V195H149ZM6 197V198H5ZM81 197H83L81 199ZM86 197V198H85ZM96 197V199H95ZM105 197V196H104ZM108 197V196H106ZM117 197L119 198L117 200ZM121 197V198H120ZM124 197V198H123ZM126 197V198H125ZM136 199H134V198ZM64 200H63V199ZM67 200H66V199ZM124 200H123V199ZM27 199V202H25L24 200ZM31 199V200H29ZM38 199V200H37ZM41 199V200H40ZM48 199V200H46ZM70 202H69V200ZM74 199L76 200V202L74 201ZM99 199V200H98ZM101 199V200H100ZM104 202H103V200ZM112 201V205H111V201ZM122 201H121V200ZM133 199V201L131 200ZM11 200V201H10ZM18 201V204H15L16 201ZM33 200V201H32ZM37 200V201H35ZM40 200V201H39ZM46 200V202L49 204L48 205V208L52 211L49 212V209L46 208V202L44 201ZM61 200V201H60ZM106 200V201H105ZM13 201V202H12ZM21 203H20V202ZM31 201V202H29ZM43 201V204H41ZM79 201V202H78ZM81 201V202H80ZM83 201V202H82ZM115 201L116 202H123L120 204L119 202V207H118V203H116L117 205H115V203L113 202ZM137 201V202H136ZM34 202V203H33ZM65 202H68V205L67 206V203ZM75 202V203H74ZM132 202L133 204L135 205H132ZM10 203V204H9ZM23 203V205H22ZM36 203V204H35ZM57 203H60L58 206ZM62 203V204H61ZM84 203V205H83ZM57 204V205H56ZM65 204V205H64ZM73 204V205H72ZM81 204V205H79ZM87 204V205H86ZM89 204V205H88ZM104 204V205H102ZM117 207H113L114 205ZM130 204V205H129ZM12 205L14 206V208L12 207ZM38 205L40 206L39 208ZM44 205H45V208H44ZM94 206V207H90V206ZM110 205V206H109ZM139 205V206H138ZM19 206V207H17ZM22 206V207H21ZM32 206V207H31ZM43 206V207H42ZM75 206V207H74ZM87 206V207H86ZM98 206L100 209H98ZM108 206V207H106ZM112 206V207H111ZM133 207V209L131 210V208ZM139 210H138V208ZM1 207L3 209H1ZM16 207V208H15ZM27 207V208H26ZM30 207V208H28ZM37 209H42L44 208V210L42 211V213L37 210ZM58 209V212H57V208ZM66 207V208H65ZM70 210H69V208ZM130 207V208H129ZM5 208V210H4ZM25 208V210H24ZM31 208H35L33 211L31 210ZM72 208L76 209V210H73ZM85 208V209H84ZM95 208V209H93ZM108 208H111L110 210H108ZM129 208V209H128ZM136 208V209H135ZM10 209H14V210H10ZM19 209V210H18ZM27 209V210H26ZM29 209V211H28ZM98 209V210H97ZM104 211H103V210ZM114 209V210H113ZM126 209V210H125ZM10 210V211H9ZM20 212L19 214L22 216L20 217V215L18 214V212ZM35 210L37 211V213H31V212H35ZM48 210V211H47ZM70 213H68L69 211ZM94 210V211H93ZM96 210V211H95ZM106 210V211H105ZM120 211V213L118 211ZM131 210V213L130 211ZM139 212H138V211ZM3 211V212H2ZM14 211L16 212L15 216H14ZM47 211V212H46ZM62 211H64V213H62ZM89 211V212H88ZM93 211V212H92ZM99 211V212H98ZM101 211V212H100ZM125 211V212H124ZM129 211V212H128ZM137 211V212H136ZM183 211V212H181ZM13 212V213H12ZM39 212V213H38ZM44 212V213H43ZM75 212V213H74ZM87 212H88V215H87ZM133 212H136L138 213L139 215L141 214L142 216L141 219L140 217L138 216V214L136 213H133ZM264 209H262V211H257L254 215H250L249 216H246V217H249L250 220L248 219L246 221L247 218H245V221H244V227H232L234 228V230L232 228H230V231L231 232V236L228 235L230 238H229V242L231 244V254H233L234 256V259L237 261V263L235 264H251L249 261V263H247V259H249L250 255L251 257L254 255H259L260 258H264V256H262L261 254L264 253V252H257V249L259 246L260 248L264 247V222H261L262 220H259V218L262 216L264 217ZM46 213H48L46 215ZM67 213V215H65ZM106 213V214H105ZM108 213V214H107ZM112 213H118L115 217L112 216L113 214ZM123 215H122V214ZM18 214V215H17ZM25 214V215H24ZM33 214V215H32ZM43 214V215H42ZM65 217H64V215ZM94 217H92L93 215ZM96 214L100 215V216H96ZM103 214V215H102ZM110 214V215H109ZM120 214V215H119ZM128 214V215H127ZM136 214V215H134ZM183 214V215H182ZM13 215V216H11ZM42 215V216H41ZM49 215V216H48ZM52 215V216H51ZM55 215V216H54ZM60 215V216H59ZM125 215V216H124ZM185 215V211L184 209H180V211H177L176 212V216L179 217L178 220L182 221L183 218ZM46 216V217H45ZM49 218H48V217ZM56 216H58V223L56 220ZM67 216V217H66ZM106 216H109V217H106ZM119 216V217H118ZM123 216V217H122ZM129 216V217H128ZM256 216V218H255ZM260 216V217H259ZM15 217L18 219V221L15 219ZM31 217V218H30ZM39 217V218H38ZM42 217V219H41ZM51 217V218H50ZM86 217V218H85ZM92 217V218H91ZM97 217V218H96ZM103 217V218H102ZM106 217V218H105ZM125 217H128V218H125ZM146 217V218H145ZM259 217V218H258ZM5 218V219H4ZM23 218V220H22ZM47 218V219H46ZM54 218V219H53ZM56 218V219H55ZM99 218V220H98ZM139 218V220H138ZM161 218V219H160ZM10 219V220H9ZM14 219V222L16 224H19V222L22 224V227L24 226H27L25 229L22 227L21 228H15L14 226L12 227V225L14 224V222L12 221ZM25 219H27L28 221H25ZM30 219V220H29ZM36 221H35V220ZM40 219V220H38ZM49 219V220H48ZM55 221H53V220ZM60 219V220H59ZM82 219H84L82 221ZM112 220L111 224L113 223H116V224H119V225H123V227H127L126 225H128V221L131 220V223L133 222V224H130V228H132V226H134V230L133 232L131 233L132 230H130L129 226L128 228H124V230L122 229L123 227L121 226V229H122V232H124L123 236L118 239L117 241H114L115 242H119L118 244L117 243H113V246H114V253H116L115 255L110 252H108L101 244V242L103 241L102 238H100L101 236L97 235L99 232L101 233L102 231V227L101 225L103 223H106L108 220ZM115 219V220H114ZM120 219H121V223H120ZM124 219V222L123 220ZM155 219H157V221H155ZM159 219V220H158ZM252 219H254L255 221H253V224L252 223ZM257 219V220H256ZM260 219H264V218H260ZM32 220V221H31ZM38 220V221H37ZM64 220V221H63ZM106 220V221H105ZM110 220L108 221L110 223ZM126 220V221H125ZM133 220V221H132ZM152 220V221H151ZM5 221L7 223H10L9 224H6ZM41 221V222H40ZM52 221V222H51ZM85 221V222H84ZM90 221V222H89ZM95 221V222H94ZM114 221V222H113ZM135 221V223H134ZM151 221V223H150ZM154 221V222H153ZM162 223H161V222ZM179 221V222H180ZM13 222V224H12ZM35 222V224H34ZM63 222V223H62ZM84 223L83 225H81L80 223ZM87 222V223H86ZM94 222V223H93ZM107 222V223H108ZM248 222H249V225L250 227L248 226ZM251 222V223H250ZM24 223V224H23ZM32 223V224H31ZM36 223L38 226H36ZM39 223V224H38ZM42 223V224H41ZM66 223V224H65ZM87 224H94V230L91 228L88 230H84L86 229V225ZM144 225V226H140L139 224ZM146 223V224H145ZM147 223L151 226L153 225V227L151 228L149 225L147 226ZM187 223V224H186ZM247 225H246V224ZM5 225V230H4V226ZM14 224V225H16ZM31 224V225H29ZM62 224V225H60ZM79 224V225H78ZM99 224V225H98ZM9 225H11L9 227ZM78 225V226H77ZM81 225V226H80ZM140 229H139V227ZM158 226L157 228L160 229V230H164L163 232L159 230V236L158 237V233H156V230H155V226ZM255 228L251 229L252 226ZM257 225V226H256ZM259 225V226H258ZM261 225V226H260ZM32 228L35 229V231H31L32 229L29 228ZM36 226V227H34ZM47 226H48V229H47ZM65 226V227H64ZM99 226V227H98ZM183 226H186L185 228ZM15 228L13 230H11L10 228ZM46 227V228H45ZM67 227V229H66ZM77 227V228H76ZM98 227V228H97ZM141 227L144 229H142L141 231ZM249 227V228H248ZM11 230V232L8 231V229ZM45 228V229H44ZM64 228V229H63ZM83 228V229H82ZM136 228V230H135ZM138 228V229H137ZM148 229L147 232L145 229ZM163 228V229H162ZM184 228V229H182ZM248 228V229H247ZM257 228V229H256ZM7 229V230H6ZM30 229V232L29 230ZM47 229V230H46ZM82 229V230H81ZM100 229V230H99ZM152 232H150L149 231ZM154 229V230H152ZM239 229V230H238ZM250 229V230H249ZM20 230V231H18ZM22 230V231H21ZM64 230V231H63ZM77 230V231H76ZM81 230V231H80ZM96 230V231H95ZM139 230V232H138ZM172 230V231H171ZM233 231H236L237 230V233L236 232H232ZM244 230H246L247 234L249 237H247L246 233L243 232ZM249 230V231H248ZM255 230V231H253ZM50 231V232H49ZM84 231V232H83ZM155 231V232H154ZM167 231H171V232H167ZM242 231V232H241ZM7 232V234H6ZM21 233L20 234H18ZM62 232V233H61ZM71 232V233H70ZM83 232V233H82ZM91 232V233H90ZM97 232V234H95ZM185 232V233H184ZM188 232V233H186ZM240 232V233H238ZM249 232H250V235H249ZM11 233V234H10ZM15 233V234H14ZM23 233V235H22ZM25 233H26V236H25ZM32 233H36L37 235H33ZM69 233V234H68ZM86 233V234H84ZM99 233V234H100ZM127 233L128 234V237H127ZM136 233V234H135ZM165 233H167L168 235V238L170 236V234L172 235L170 237V239H167V237L164 236L163 238V234L165 235ZM255 236V234H257ZM9 234V235H8ZM14 234V235H13ZM18 235L15 236V235ZM76 234V236H75ZM135 234V235H134ZM142 234V235H140ZM155 234V235H154ZM180 235V236H177V235ZM192 234V235H191ZM230 234V233H229ZM244 234V235H243ZM13 235V236H12ZM41 235V236H42ZM57 235V236H56ZM63 235V236H62ZM71 235V236H70ZM73 235V236H72ZM85 235V236H83ZM99 237V239L96 237ZM130 235V236H129ZM147 235V236H146ZM190 237H189V236ZM233 235V236H232ZM240 235V236H239ZM7 236V237H6ZM11 236H12V239H11ZM16 238H15V237ZM37 236V238L34 239V237ZM88 236V237H87ZM138 236V237H137ZM147 238H146V237ZM253 236V238H252ZM255 236V237H254ZM87 237V238H86ZM135 237L137 238L135 240ZM141 237V241L144 243V244H139L141 242L140 241V238ZM180 237V239H179ZM186 239H184V238ZM251 237V238H250ZM71 238H73L71 240ZM74 238L76 239L75 241L78 240V242H75L74 241ZM87 239L86 242L88 240H91L89 241L87 244L86 242L84 241V239ZM89 238V239H88ZM92 238V239H91ZM131 238V239H130ZM134 238V240H133ZM146 238V239H144ZM149 238V239H148ZM162 239V241H164L163 243H165L167 246V248H170L169 250L166 248V250H168L166 252V250H161L159 248H157L155 245H152V243L154 244V242L158 239ZM176 238V239H175ZM179 239V243H178V239ZM184 239L183 241L181 239ZM189 240H188V239ZM208 238V237H207ZM237 238V240H236ZM247 238V239H245ZM249 238V239H248ZM39 239V240H38ZM74 241V244L73 242L71 243L69 240ZM139 239V240H138ZM144 239V240H143ZM147 239L149 240V242H146L145 244V241H147ZM9 240V242H8ZM24 240V241H23ZM55 240V241H54ZM83 240V241H82ZM131 240V241H130ZM171 240V241H170ZM175 240V241H174ZM186 240V241H185ZM234 243H233V241ZM251 240V242L249 241ZM256 240L257 242L259 241V243H256ZM21 241V242H20ZM69 241V242H67ZM93 241V242H92ZM100 241V244L101 245H97ZM126 241V242H125ZM128 241V243H127ZM154 241V242H152ZM237 241V242H236ZM245 241V242H244ZM33 242V243H32ZM69 243L67 245V243ZM84 242V243H83ZM98 242V243H97ZM131 242V243H130ZM169 242H171V244L169 245ZM173 242V243H172ZM182 242V244H181ZM240 242V243H239ZM19 243L18 245H15ZM54 243V245L51 247V245ZM77 243H80L81 244V247L83 248H80V244H77ZM93 243V244H92ZM97 243V244H96ZM177 243V244H176ZM208 243V244H207ZM212 242H210L211 244ZM239 243L240 245V248H239V245H237ZM246 243V244H244ZM7 244V245H6ZM10 244V245H9ZM13 244V245H12ZM132 244V245H131ZM136 244V245H135ZM174 244V245H173ZM193 245L190 246V245ZM209 242H206L204 244H202L203 246H201L202 248H207L205 250L207 251H212L214 250L215 251V245L214 244H211L213 246H210ZM248 244V246H247ZM262 247H261V245ZM3 247H2V246ZM45 245V246H46ZM73 245V246H72ZM75 245V246H74ZM89 245V246H88ZM135 245V246H134ZM148 247V245H152V249L156 250L157 252L154 253V250L152 251L151 250V246L150 248ZM184 245V247H183ZM186 245V246H185ZM205 245V246H204ZM234 245V246H233ZM249 245L251 247H249ZM258 247H257V246ZM11 246V247H9ZM13 246V247H12ZM78 246V247H77ZM96 246V247H94ZM137 246V248H136ZM140 246V247H139ZM174 246V248H173ZM180 246V247H179ZM199 246V245H198ZM254 246V247H253ZM74 247V249H73ZM76 247V248H75ZM99 247V249L97 248ZM100 247L103 249V250H106V252H103V250L101 249L100 251ZM13 248H14V252L12 253L13 251ZM49 248V249H48ZM53 248V249H52ZM144 251V249H146V251L142 252V249ZM178 249V251L174 250V249ZM247 248V249H246ZM251 250H249V249ZM254 248V249H253ZM2 249V250H1ZM12 249V250H11ZM77 250L75 252H73L72 250ZM86 249V250H85ZM89 249V250H88ZM98 249V250H96ZM120 251H118V250ZM126 249L127 252L124 250ZM149 249V251H148ZM160 251H158V250ZM191 249V250H190ZM228 249V248H226ZM5 250V251H4ZM49 250V251H48ZM52 250V251H51ZM67 250V251H66ZM82 250V251H81ZM132 250L134 251L133 253H137L138 251V255H134L132 254ZM151 250V251H150ZM182 250V251H181ZM248 250V251H247ZM262 250H264V248H262ZM7 251V252H6ZM51 251V252H50ZM71 251V254L70 252ZM175 251V252H174ZM212 251V252H214ZM244 251L246 252L244 254ZM256 251V252H255ZM11 252V254H10ZM63 252V255L62 253ZM79 252V253H78ZM81 252H84V253H81ZM119 252V254H118ZM124 254L125 256L121 255L120 254ZM131 254H130V253ZM159 252V253H158ZM166 252V253H165ZM170 252L172 253L170 255ZM177 252L179 254H177ZM243 252V253H242ZM77 253V256L78 254L80 255V257H74L76 256L75 254ZM104 253V254H103ZM106 253V254H105ZM146 253V254H145ZM185 253V254H183ZM191 253V254H189ZM242 255H241V254ZM249 253V254H248ZM258 253V254H257ZM64 254H68L65 256L66 260L67 258L71 259L72 256L74 259V261L71 259V262L68 260V261H64L65 258H63ZM70 254V255H69ZM74 254V255H72ZM84 254V255H83ZM109 257H108V255ZM119 256H118V255ZM129 254V255H128ZM141 254V255H140ZM152 254V255H151ZM161 254V255H160ZM167 254V255H165ZM177 254V255H176ZM53 255V257L51 256ZM97 255V256H96ZM107 255V256H105ZM121 255V256H120ZM187 257H186V256ZM199 253H197L195 256L198 257ZM247 255V256H246ZM10 256V257H9ZM48 256V257H47ZM93 256V257H92ZM111 256V257H110ZM124 258H123V257ZM126 256H129L126 257ZM139 258H137V257ZM151 256V257H150ZM156 256V257H155ZM166 256V257H165ZM169 256V257H168ZM180 259H179V257ZM185 256V257H184ZM3 257V258H2ZM5 257V259H4ZM8 257V258H6ZM82 257V258H81ZM86 257H90L91 258V261L87 260L88 258ZM145 257L147 258H151L150 261L149 259L147 260ZM164 257V258H163ZM167 257H168V260H167ZM175 257V258H174ZM248 257V258H247ZM2 258V259H1ZM51 258V259H50ZM55 258V259H53ZM79 258V259H77ZM97 260H96V259ZM127 258V259H125ZM142 258L144 260H142ZM156 258V259H155ZM162 258V259H161ZM186 260H184V259ZM237 258V259H236ZM63 261H62V260ZM108 259V261H107ZM110 259V261H109ZM114 259V260H113ZM135 259H137L135 261ZM171 259V260H170ZM174 259V260H173ZM7 260V261H6ZM161 260V262H160ZM242 262H241V261ZM115 261V262H114ZM168 261V262H167ZM174 261V262H173ZM178 261H181V262H178ZM235 261V262H236ZM244 261V262H243ZM15 262V261H14ZM59 262V263H58ZM61 262V263H60ZM75 262L73 264H75ZM77 263L76 264H81V263ZM94 262V263H93ZM112 262V263H111ZM136 262V263H135ZM155 262V263H154ZM159 262V263H158ZM171 262V263H170ZM188 262V263H187ZM85 263H82V264H85ZM1 264V262H0Z\"/></svg>", "mask_w": 264, "mask_h": 264}, {"label": "bare ground", "instance_id": "obj_2", "mask_svg": "<svg viewBox=\"0 0 264 264\" xmlns=\"http://www.w3.org/2000/svg\"><path fill=\"white\" fill-rule=\"evenodd\" d=\"M75 1V3H76V16L77 17H79V18H81V21H83L84 20V18H87V17H85L86 15V13L84 14V12H86V10L88 9V6H89V3L92 1V0H74ZM117 1V0H116ZM148 0H123L122 2H124L122 5H123V9H122V15L120 14L119 16H117V18L119 19V17L121 18V20H122V17H124V18H130V16L131 17H134V16H136V15H138V14H140V12L142 11V10H144V8L146 7V2H147ZM194 1V0H193ZM192 1V2H193ZM199 0H196L195 1V5H196V7H195V9H196V11L197 10H199V11H203L204 13H206V15L208 14H210V15H214L212 18H214V17H216V18H214V20H216L217 18H218V16H220L221 15V12L220 11H222V10H220V6L219 5H221L222 4V6L224 7V5H227L226 6V8H228V10L224 13V19H222V21L224 22V20H225V25H226V27L228 28V30H229V33H227V34H229V36L227 35V37L226 38H223V44H222V46L221 47H219L214 53H212L213 54V56H212V64H210V60H208L209 61V64L211 65V66H213V68L212 69H210L212 72H210V73H214L215 72V74L216 73H218L219 72V74L220 73H222L223 75H224V77L223 76H220L221 77V80H222V77H223V79H225L224 80V84H221V85H224V87L223 86H221L220 85V83L218 82V86H221V87H223V89L221 88V90H223V91H221V93H220V91H218L217 90V88H215L216 86L214 85V87L212 88V93H214V88L216 89V92H215V94L214 95H216V93L217 94H221V96L219 97L218 95H217V97L215 96V97H213L212 96V98L211 99H208V100H206L204 97L206 96H204V95H202V96H204L203 98H204V101L205 102H207V103H205L203 100H201V101H203L204 102V104L206 105V111L204 112V111H201L202 109H198L199 107H201L200 105V102L201 101H198V104H200L199 106L197 105V103H196V105L198 106V112L196 111V108H195V111H196V113H198V114H205V117L204 116H201V117H203V118H205L206 119V116L208 117V116H212V115H221V114H223V113H225L226 111H225V108L226 107H228L229 105H230V103H232L234 100H237L238 99V101H239V98L242 100V98H243V100L242 101H245L246 102V100H244V93H245V91H247V88L249 87H247V82H249V81H246L247 79H249L250 78V74H251V76L253 75L252 74V68H253V66H255V64H257L255 61V63H253L254 65H252V61H253V56H252V50L254 49V47H253V49L252 50H250L251 48L249 47V50L251 51V56H248V55H246V54H244L243 52H241L242 50H240V45H238V47L236 46V44H240V41H242L243 40V38H246L247 37V35H248V29H249V27L251 26V23H255V22H253L254 20L253 19H255L256 17V13H257V11L259 10V9H262V8H264V0H201L202 2L200 3V2H198ZM58 2V1H57ZM62 2V1H61ZM61 2H59L60 3V5H61ZM121 2V1H120ZM151 2V1H150ZM191 1H190V3H192ZM44 3V2H43ZM63 3V2H62ZM106 3V2H105ZM174 3V2H173ZM48 3H46V6L48 7L47 9H50L49 8V6L47 5ZM55 4V3H54ZM45 4H43V6H44ZM51 5V4H50ZM63 5V4H62ZM75 5V4H74ZM179 5V4H178ZM194 5V6H195ZM41 6H42V2H41ZM40 6V7H41ZM99 6V5H98ZM39 7V8H40ZM45 7V6H44ZM58 7H59V5H58ZM64 6H62V8H63ZM92 7V6H91ZM95 7H96V5H95ZM179 7V6H178ZM191 6H189V8H190ZM52 8V7H51ZM93 8V7H92ZM98 8V7H97ZM96 8V9H97ZM113 8V5L112 6H110V5H107V4H101V7L99 8L100 9V11H99V9H97L98 11H96V10H94L95 12H97L96 13V17H97V19L99 20V22L104 26L105 25V21H109L110 19V14H111V9ZM225 8V7H224ZM44 9V8H43ZM42 9V10H43ZM55 9V8H54ZM93 9H95V8H93ZM192 9V8H191ZM23 10V9H22ZM41 10V9H40ZM53 11V9H50V10H48L47 12H50V11ZM67 10V9H66ZM74 10V11H75ZM92 10V9H91ZM262 10H264V9H262ZM72 11V10H71ZM116 11V10H115ZM190 11V10H189ZM23 12V11H22ZM38 13H41V12H39V11H37ZM54 13H55V11H53ZM60 12V11H59ZM73 12V11H72ZM148 12V11H147ZM193 12V11H192ZM259 12H260V10H259ZM44 13V12H43ZM42 13V14H43ZM94 13V12H93ZM187 13H189V12H187ZM193 13H195V15L197 14L196 12H193ZM200 13V12H199ZM199 13H198V15H199ZM27 14V13H26ZM30 14L31 13H29V17H31L30 16ZM48 14V13H47ZM50 14V13H49ZM119 14V13H118ZM33 16H34V13L32 14ZM41 15V14H40ZM44 15V14H43ZM45 15H46V13H45ZM53 14H52V12H51V16H52ZM67 15V14H66ZM93 15V14H92ZM95 15V14H94ZM93 15V16H94ZM197 15V16H198ZM205 15V14H204ZM206 15H205V18H206ZM262 15V14H261ZM33 16L31 17L32 19H33ZM38 16V15H37ZM48 16H50V15H48ZM54 16L56 17V14H54ZM200 16H203V15H200ZM23 17H25V15L23 16ZM29 17H27V18H29ZM35 17H36V14H35ZM34 17V18H35ZM41 17H42V15H41ZM45 17V16H44ZM90 17H92L91 16V14H90V16L88 17V18H90ZM188 17V16H187ZM255 17V18H254ZM260 17V16H259ZM27 18H24V19H27ZM38 18H39V16H38ZM51 18V17H50ZM116 18V20H118ZM123 18V19H124ZM191 18V17H190ZM202 18H204V17H202ZM201 17L199 18V19H202ZM212 18H211V20H212ZM46 19H48V17H46ZM45 19V20H46ZM158 19V18H157ZM188 19V18H187ZM192 19H194L193 18V16H192ZM207 19V18H206ZM256 19H258V18H256ZM29 20H30V18H29ZM36 20V19H35ZM45 20H44V22H45ZM51 20V19H50ZM120 20V19H119ZM118 20V21H119ZM190 20V19H189ZM196 20V18L194 19V21ZM204 19H202V21H203ZM26 21V20H25ZM34 20H32V22H30V23H34L33 22ZM39 21V20H38ZM132 21V20H131ZM136 21V20H135ZM198 21H200V20H197V22ZM209 21V20H208ZM221 21V20H220ZM221 21V24L220 23H218V21H217V23L218 24H220V25H222L223 26V22ZM255 21H257V20H255ZM71 22V21H70ZM74 22V21H73ZM191 22V21H190ZM203 22H205L206 24H208L207 23V21H203ZM261 22V21H260ZM28 23V22H27ZM38 23V22H37ZM40 23V22H39ZM75 23V22H74ZM82 22H79L78 24L76 23V24H74V25H61L60 24V26L58 27V31L60 32V35H61V38H62V40H66V39H68V38H70L71 36H74V35H77L79 32H84L85 31V27H84V24L82 25L81 24ZM110 23H111V20H110ZM109 22H108V24H110ZM120 23H121V21H120ZM125 23V22H124ZM126 23H127V25L126 24H124L126 27L128 26V22L126 21ZM189 23V22H188ZM210 23V22H209ZM215 23V22H214ZM223 23V24H222ZM36 24V23H35ZM50 24V23H49ZM52 24H53V22H52ZM139 24V23H138ZM195 24V23H194ZM193 24V25H194ZM200 24V23H199ZM201 24H202V22H201ZM200 24V25H201ZM218 24H217V26H218ZM258 24H259V22H258ZM27 25V24H26ZM36 25H39V24H36ZM36 25H35V27H36ZM122 25V24H121ZM124 25H122V26H124ZM202 25H204V24H202ZM202 25H201V27H202ZM213 25V24H212ZM211 25V28L212 27H214V25L212 26ZM216 25V24H215ZM224 25V26H225ZM260 25H262V22L260 23ZM20 26V25H19ZM28 27H29V24L27 25ZM40 26H41V23H40ZM86 26V25H85ZM87 26H89V25H87ZM101 26V25H100ZM99 26V27H100ZM107 26V25H106ZM111 26V25H110ZM109 26V27H110ZM117 26H119V25H117ZM122 26H119V30H118V32H120V30H121V27ZM198 26V25H197ZM223 26V27H224ZM259 26V25H258ZM38 27V26H37ZM48 27V25L46 26V29H48L47 28ZM92 27H94L93 25H92ZM115 26L113 25V28H114ZM138 27V26H137ZM193 27H196L195 25L193 26ZM200 27V28H201ZM204 27V26H203ZM202 27V28H203ZM207 27V26H206ZM206 27H205V29H206ZM209 27V26H208ZM207 27V28H208ZM252 27V26H251ZM250 27V28H251ZM262 27H264V25H262ZM26 28V27H25ZM41 28V27H40ZM39 28V29H40ZM101 28V27H100ZM111 28V27H110ZM117 28V27H116ZM116 28H114V29H116ZM220 30H221V28L220 27H218ZM259 28H261V26H259ZM34 29V28H33ZM93 29H95V28H93ZM107 29V27L105 28L104 27V29H100V32H98L97 30V28H96V31L97 32H94V30H92V32H91V34H95V33H97V35H100V36H98V37H101V35L103 34V35H105V36H108V32H106L105 30ZM126 29V28H125ZM137 29V28H136ZM144 29V28H143ZM205 29H203V30H205ZM209 29V28H208ZM213 29V28H212ZM215 29V28H214ZM219 29H216L215 31H212V33L213 32H216L217 33V30H219ZM224 29H225V27H224ZM224 29H223V32H224ZM257 29H258V27H257ZM262 29V28H261ZM26 30V29H25ZM29 30V29H28ZM110 30H112V29H110ZM165 30V29H164ZM192 29H190V31H191ZM197 30V29H196ZM207 30V29H206ZM226 31L225 32H227V29H225ZM253 30V29H252ZM260 30V29H259ZM41 31V30H40ZM51 31V30H50ZM87 31H89V29L87 30ZM122 31V30H121ZM126 31V30H125ZM139 31V30H138ZM188 31V30H187ZM197 31H199V30H197ZM250 31V30H249ZM256 31H258V30H256ZM261 31V30H260ZM33 32V31H32ZM42 32V31H41ZM40 32V33H41ZM45 32V31H44ZM124 32V31H123ZM123 32H120V34L122 33L123 34ZM207 32V31H206ZM205 32V33H206ZM209 32H211V31H209ZM253 32V31H252ZM255 32V31H254ZM253 32V33H254ZM47 33H48V31H47ZM204 33V34H205ZM211 33V34H212ZM250 33H251V31H250ZM262 33H264V32H262ZM110 34V37L112 38V39H114L113 37H116V35H115V33H109ZM138 34V33H137ZM203 34V35H204ZM207 34H209L210 35V33H206L205 35L207 36ZM218 34V33H217ZM220 34V33H219ZM226 34V33H225ZM28 35V34H27ZM45 35V34H44ZM103 35H102V37H103ZM197 35H199L198 34V32H197ZM202 35V34H201ZM204 35V36H205ZM221 35L223 36V33H221ZM255 35H257V39H258V35L259 34H256L255 33ZM7 36V35H6ZM41 36V35H40ZM94 36V35H93ZM140 36V35H139ZM222 36H220V38L222 39ZM262 36H264V34H262ZM261 36V37H262ZM95 37V36H94ZM97 37V38H98ZM101 37V38H102ZM202 37V36H201ZM209 37V36H208ZM224 37V36H223ZM251 37H252V35H251ZM41 38V37H40ZM39 38V39H40ZM204 38V37H203ZM255 38V37H254ZM253 38V40H255ZM92 39H94V38H92ZM99 39V38H98ZM103 39V38H102ZM101 39V40H102ZM195 39V38H194ZM256 39V40H257ZM42 40V39H41ZM74 40V39H73ZM206 40V39H205ZM209 40V39H208ZM256 40L254 41V43H256L257 45L259 44V41H258V43L256 42ZM262 41H261V43L262 42H264V38H262L261 39ZM145 41V40H144ZM143 41V42H144ZM179 41L180 42H182V43H184L183 41H181L180 39H179ZM217 41V40H216ZM22 42V41H21ZM103 42H105V40L103 41ZM143 42H142V44H143ZM191 42V41H190ZM243 42V41H242ZM244 42H246V41H244ZM244 42H243V44H242V47H244L243 45H245L244 44ZM251 42V41H250ZM181 43V44H182ZM187 43V42H186ZM219 43V42H218ZM217 43V44H218ZM222 43V42H221ZM253 43V44H254ZM19 44V43H18ZM108 44V43H107ZM175 44V43H174ZM7 45H9V43L7 44ZM14 45V44H13ZM27 45V44H26ZM191 45V47H193L192 45L193 44H190ZM256 45V46H257ZM6 46V45H5ZM183 46H184V44H183ZM185 46H187V44L185 45ZM189 46V45H188ZM187 46V47H188ZM251 46H252V44H251ZM54 47V46H53ZM97 47V46H96ZM106 47H110L109 45L108 46H106ZM171 47V46H170ZM178 47V46H177ZM264 48V47H262V45H259V48ZM4 48V47H3ZM8 48V47H7ZM90 48V47H89ZM89 48H87L86 50L88 51L89 50ZM94 48V47H93ZM100 48V47H99ZM185 48V47H184ZM257 48H258V46H257ZM256 48V49H257ZM260 48V50L262 51V49ZM111 49V51H112V48H110ZM109 49V50H110ZM174 49H175V47H174ZM195 49V48H194ZM242 49H245V48H242ZM256 49H254V50H256ZM4 50H6V48L4 49ZM3 50V51H4ZM35 50H36V48H35ZM106 50H108V49H106ZM181 50V47H180V49H179V51ZM190 49H185V53L187 52L188 53V51H189ZM192 50V49H191ZM210 50V49H209ZM258 50V49H257ZM260 50H258V51H260ZM9 51V50H8ZM83 51H85V49L83 50ZM98 51V50H97ZM111 51H109V53L111 52ZM177 51H178V49H177ZM10 52V51H9ZM13 52V51H12ZM27 52V51H26ZM37 52H39V51H37ZM120 52V51H119ZM176 52V51H175ZM191 52V51H190ZM248 52V51H247ZM256 52V51H255ZM7 53V52H6ZM113 53V52H112ZM183 53V52H182ZM257 54H258V52H256ZM261 53V52H260ZM11 54V53H10ZM39 54V53H38ZM116 54H118L117 52H116ZM172 54V53H171ZM176 54H178V52H176ZM175 54V55H176ZM12 55V54H11ZM35 55H37L36 54V52H35ZM113 55V54H112ZM114 55H115V53H114ZM130 55V54H129ZM174 55V56H175ZM179 55V54H178ZM181 55V54H180ZM210 55V54H209ZM253 55H254V52H253ZM14 56V55H13ZM16 56V55H15ZM38 56V55H37ZM36 56V57H37ZM203 56V55H202ZM254 56H256V55H254ZM22 57V56H21ZM35 57V56H34ZM40 56H38V58H39ZM42 57V56H41ZM70 57V56H69ZM85 57H87V56H85ZM176 57H177V59H178V56L176 55ZM198 57H200V56H198ZM210 57V56H209ZM258 57H260V54H259V56ZM32 58V57H31ZM136 58V57H135ZM142 58V57H141ZM208 58V57H207ZM15 59V58H14ZM86 59V58H85ZM134 59V58H133ZM210 59V58H209ZM33 60V59H32ZM94 60V59H93ZM167 60V59H166ZM171 60V59H170ZM173 60V59H172ZM179 60V59H178ZM262 60H264V59H262ZM44 61V60H43ZM78 61V60H77ZM176 61V60H175ZM174 61V62H175ZM181 61V60H180ZM180 61H179V64H180ZM182 61H184V60H182ZM196 61V60H195ZM7 62V61H6ZM39 62H42V61H39ZM133 62V61H132ZM134 62H136L135 60H134ZM147 62V61H146ZM8 63V62H7ZM167 63V62H166ZM172 63H173V61H172ZM183 63V62H182ZM40 64V63H39ZM94 64H95V62H94ZM117 64V63H116ZM160 64V63H159ZM162 64V63H161ZM194 64H195V62H194ZM193 64V65H194ZM198 64V63H197ZM208 64V65H209ZM8 65H9V63H8ZM181 65V64H180ZM6 66V65H5ZM86 66V65H85ZM88 66V65H87ZM90 66V65H89ZM94 66V65H93ZM122 66V65H121ZM192 66V65H191ZM201 66V65H200ZM262 66H264V65H262ZM12 67V66H11ZM133 67V66H132ZM171 67V66H170ZM1 68V67H0ZM4 68V67H3ZM2 68V69H3ZM88 68V67H87ZM174 68V67H173ZM180 68V67H179ZM178 68V69H179ZM184 67H182V69H183ZM210 68V67H209ZM259 68H261V67H259ZM262 68H264V67H262ZM172 69V68H171ZM177 69V68H176ZM181 69V70H182ZM200 69V68H199ZM205 69V68H204ZM208 69V68H207ZM258 69V68H257ZM91 70V69H90ZM184 70V69H183ZM209 70V71H210ZM254 70H256V69H254ZM259 70V69H258ZM17 71H19V70H17ZM88 71V70H87ZM98 71V70H97ZM172 71H174V69L172 70ZM190 71V70H189ZM198 71V70H197ZM250 71H251V73H250ZM27 72V71H26ZM92 72H94L93 70H92ZM169 72H171V71H169ZM174 72H176V70L174 71ZM258 72V71H257ZM262 72H264V71H262ZM261 72V73H262ZM86 73H88V72H86ZM206 73V72H205ZM254 73H256V72H254ZM18 74V73H17ZM93 74V73H92ZM92 74H91V76H92ZM156 74V73H155ZM163 74H166V73H163ZM171 74H173V75H175L174 73H171ZM170 74V76H172L173 78L174 77H176V76H178V74H179V72L176 74V76H173V75H171ZM33 75V74H32ZM72 75V74H71ZM76 75V74H75ZM86 75V74H85ZM167 76L169 75V74H166ZM183 74L181 73V76H182ZM213 75V74H212ZM221 75V74H220ZM260 75V74H259ZM262 75H264V74H262ZM3 76V75H2ZM30 76V75H29ZM49 76V75H48ZM89 76V75H88ZM162 76H164V75H162ZM166 76V77H167ZM170 76H169V78H170ZM214 76H217V75H214ZM213 76V77H214ZM255 76H257V73H256V75ZM255 76H253L252 78H255ZM22 77V76H21ZM182 77H184V76H182ZM218 77V79H219V76H217ZM216 77V78H217ZM7 78V77H6ZM77 78V77H76ZM127 78H128V75H127ZM163 77H160V79H162ZM168 78V77H167ZM167 78H164V79H167ZM178 77H176V79H177ZM210 78V77H209ZM257 78H258V76H257ZM22 79V78H21ZM111 79V78H110ZM181 79V78H180ZM251 79V78H250ZM261 79V78H260ZM14 80V79H13ZM71 80V79H70ZM73 80V79H72ZM132 80V79H131ZM163 80V79H162ZM178 80V79H177ZM212 80H213V78H212ZM217 81V79H214V82H216ZM256 81H257V79H255ZM27 81V80H26ZM134 81V80H133ZM132 81V82H133ZM164 81H166V80H164ZM163 81V82H164ZM168 82H170V80H167ZM186 81V83H188V81L187 80H185ZM255 81V82H256ZM42 82H44V81H42ZM158 82H159V80H158ZM161 82V81H160ZM173 82H175V83H178L179 81H174L173 79H172V83L170 82V84H173ZM210 82H212L211 80H210ZM255 82H254V85L255 86H257V88H256V90L257 89H259L258 88V82H257V85L255 84ZM11 83V82H10ZM27 83V82H26ZM151 83V82H150ZM150 83H148V84H150ZM156 83V82H155ZM166 83V82H165ZM181 85L180 86H183L182 85V82L180 81L179 82ZM178 83V84H179ZM185 83V84H186ZM221 83H223V82H221ZM30 84V83H29ZM69 84V83H68ZM146 84H147V82H146ZM152 84V83H151ZM150 84V85H151ZM161 84V83H160ZM159 84V85H160ZM167 84L168 83H166V90L165 89H163L164 87H163V85H160L161 87H162V89L163 90H165V92L169 89V88H171L172 90H174L176 87H174V89L172 88V87H169V88H167L168 86H169V84H168V86H167ZM190 84V83H189ZM214 84V83H213ZM212 84V85H213ZM215 84H217V83H215ZM251 84V83H250ZM10 85V84H9ZM14 85V84H13ZM34 85V84H33ZM56 85H58V84H56ZM158 85V86H159ZM165 85V84H164ZM11 86V85H10ZM27 86H29V85H27ZM152 86V85H151ZM150 86V87H151ZM156 86H157V83H156ZM159 86V87H160ZM170 86H172V85H170ZM174 86H175V84H174ZM179 86V85H178ZM186 86V85H185ZM5 87V86H4ZM67 87H68V85H67ZM137 87V86H136ZM149 87V86H148ZM159 87H157V88H159ZM160 87V88H161ZM189 87V86H188ZM192 87V86H191ZM252 85H251V88H250V90H251V92L252 91H254L253 89H252ZM7 88V87H6ZM147 88V87H146ZM156 88V87H155ZM154 88V89H155ZM182 88V87H181ZM203 88V87H202ZM219 88V87H218ZM254 89H255V87H253ZM162 89H158V90H161L162 91ZM179 89H180V87H179ZM182 89H184V88H182ZM71 90V89H70ZM91 90V89H90ZM156 90V89H155ZM190 90V88L187 90H185V94H187L186 92L187 91H189ZM214 90V91H213ZM248 90H249V88H248ZM143 91H145V89L143 90ZM147 91H149L150 92V89L149 90H147ZM170 91V90H169ZM174 91H177V92H174V93H176V94H179V91L176 89V90H174ZM183 91L184 90H181V92L183 93ZM207 91V90H206ZM259 91V90H258ZM257 91V92H258ZM94 92V91H93ZM110 92V91H109ZM158 92V91H157ZM180 92V93H181ZM191 92V91H190ZM210 92H211V90H210ZM219 92V93H218ZM256 92V91H255ZM7 93V92H6ZM86 93H87V91H86ZM88 93H90V92H88ZM144 93V92H143ZM151 93V92H150ZM153 93V92H152ZM154 93H156V91L154 92ZM159 93V92H158ZM198 93V92H197ZM248 93H249V91H248ZM261 93V92H260ZM51 94V93H50ZM160 94V93H159ZM163 94H165V93H163ZM205 94H207V93H205ZM209 94V93H208ZM219 94V95H220ZM246 94H247V92H246ZM262 94V93H261ZM10 95V94H9ZM104 95V94H103ZM141 95V94H140ZM152 95L153 94H151V98H153L154 99V97H159L158 95L157 96H154V97H152ZM162 95V94H161ZM160 95V96H161ZM184 95V94H183ZM188 96H187V101L188 102H191V100H190V98L191 97H189L190 96V94L188 93L187 94ZM193 95H195L194 93H193ZM251 95V94H250ZM249 95V96H250ZM257 96H258V93L256 94ZM255 95V96H256ZM8 96V95H7ZM11 96V95H10ZM85 96V95H84ZM83 96V97H84ZM109 96H110V94H109ZM166 96V95H165ZM170 96V95H169ZM172 96V95H171ZM186 96V95H185ZM209 96H211V95H209ZM242 96H244V97H242ZM249 96H247V97H249ZM253 96V95H252ZM9 97V96H8ZM89 97H90V95H89ZM118 97V96H117ZM175 97H176V95H175ZM189 97V98H188ZM193 98L195 97V96H192ZM242 97V98H241ZM247 97H245L246 99H248ZM33 98V97H32ZM67 98V97H66ZM91 98V97H90ZM162 98V97H161ZM165 97L163 96V100H169V99H164ZM169 98V97H168ZM172 98H173V96H172ZM171 98V99H172ZM179 98V97H178ZM185 98V97H184ZM196 98V97H195ZM193 99V100H196V99ZM202 98V97H201ZM206 98H208V97H206ZM252 98V100H253V97H251ZM256 98V97H255ZM255 98H254V101H255ZM257 98H261V97H257ZM7 98H5V100H6ZM65 99V98H64ZM87 99V98H86ZM89 99V98H88ZM103 99V98H102ZM106 99H109V98H107L106 97ZM112 99V98H111ZM156 99V98H155ZM157 99H159V98H157ZM171 99H170V101H171ZM182 100H183V98H181ZM262 99V98H261ZM123 100V99H122ZM133 100V99H132ZM160 100V99H159ZM186 100V99H185ZM185 100H184V102H185ZM190 100V101H189ZM198 100V99H197ZM250 98H249V101L251 102L252 101ZM13 101V100H12ZM87 101V100H86ZM99 101V100H98ZM103 101V100H102ZM116 101H117V99H116ZM158 101V100H157ZM162 101V100H161ZM186 101V102H187ZM232 101V102H231ZM241 101V102H242ZM259 101V100H258ZM28 102V101H27ZM96 102V101H95ZM105 102H107L106 100H105ZM168 102V101H167ZM167 102H164V104H166ZM176 102V101H175ZM179 102V101H178ZM177 102V103H178ZM185 102V103H186ZM187 102V105H186V107H188V105H189V108L191 107L190 106V104L191 103H188ZM194 102V101H193ZM196 102V101H195ZM240 102V103H241ZM257 102V101H256ZM255 102V103H256ZM33 103V102H32ZM97 103V102H96ZM103 103H104V101H103ZM115 104H116V102H114ZM121 103V102H120ZM124 103V102H123ZM174 103V102H173ZM239 103V104H240ZM247 103V102H246ZM254 103V102H253ZM35 104V103H34ZM39 104V103H38ZM92 104V103H91ZM108 104V103H107ZM112 104V103H111ZM158 104H159V102H158ZM164 104H161L162 106H164ZM179 104V103H178ZM203 104V103H202ZM235 104H237V103H235ZM242 104H243V106H244V102H242ZM174 105V104H173ZM172 105V106H173ZM181 105V104H180ZM183 105H185L184 103H183ZM183 105H181L179 108L181 109V107L183 106ZM192 105H193V103H192ZM232 105V104H231ZM238 105V104H237ZM234 106V108L235 107H237L238 109H235V112H236V110L237 111H240L239 110V107H241L240 105H239V107L238 106ZM246 105V104H245ZM248 105V104H247ZM247 105H246V108H245V110H244V108H243V106H242V109L244 110H242L241 109V112H246V109L248 110V109H250V108H248L247 107ZM250 105V104H249ZM261 106V104H258L257 105V103H256V107L258 108V107H260ZM35 106V105H34ZM49 106V105H48ZM91 106V105H90ZM110 106V105H109ZM118 106V105H117ZM119 106H121V105H119ZM130 106V105H129ZM160 106V105H159ZM166 106H168V105H166ZM175 106V105H174ZM174 106L172 107V108H174ZM179 106V105H178ZM203 106V105H202ZM251 107H253L252 106V102H251V105H250ZM3 107H6V106H3ZM143 107V106H142ZM161 107V106H160ZM165 107V106H164ZM164 107H162V108H164ZM183 107H185V106H183ZM186 107H185V109H186ZM204 107V106H203ZM231 107V106H230ZM255 107V108H256ZM10 108V107H9ZM112 108V107H111ZM116 108V107H115ZM118 108H120V107H118ZM129 108V107H128ZM189 108H188V110H189ZM232 108V107H231ZM234 108H232L233 110H234ZM261 108V107H260ZM259 108V109H260ZM30 109V108H29ZM182 109H184V108H182ZM205 109V108H204ZM203 109V110H204ZM252 109H254V108H252ZM262 109H264V106H262ZM14 110V109H13ZM53 110V109H52ZM139 110V109H138ZM162 110V109H161ZM169 110L171 111V109L169 108ZM173 110V109H172ZM178 110V109H177ZM176 110V111H177ZM187 110V109H186ZM185 110V111H186ZM187 110V111H188ZM261 110V109H260ZM259 110V113L262 115V110L260 111ZM105 111H107V109H105ZM109 111V110H108ZM107 111V112H108ZM160 111V110H159ZM169 111V112H170ZM179 111V113H181L180 112V110H178ZM232 111V110H231ZM255 111H257L256 109L254 110V112H250V113H253V114H251V117H250V114L248 113H246V115H248L249 116V118H253L252 117V115H254L255 114ZM52 112V111H51ZM77 112V111H76ZM82 112V111H81ZM106 112V113H107ZM112 112H114V111H112ZM139 112V111H138ZM141 112H143V111H141ZM149 112V111H148ZM152 113L154 112V111H151ZM157 112V111H156ZM161 112H163V110L161 111ZM161 112H159V114L161 113ZM168 112V113H169ZM189 112L190 111H188V115H189V117H190V114H189ZM201 112V113H200ZM203 112V113H202ZM240 112V113H241ZM7 113V112H6ZM9 113H11V111L9 112ZM29 113V112H28ZM79 113V112H78ZM89 113H90V111H89ZM106 113H105V115H106ZM109 113V112H108ZM144 113H145V111H144ZM144 113H143V115H144ZM147 113V112H146ZM151 113V114H152ZM158 113V112H157ZM156 113V114H157ZM165 113H166V111H165ZM174 113V112H173ZM172 112L170 113V116H171V114L172 115H174ZM183 113H184V111H183ZM191 114H192V112H190ZM71 114V113H70ZM81 114V113H80ZM97 114V113H96ZM102 114H104V113H102ZM117 114H118V112H117ZM120 114V113H119ZM134 114V113H133ZM137 114V113H136ZM139 114H140V112H139ZM150 114V115H151ZM158 114V116H160ZM182 114V113H181ZM186 114V113H185ZM184 114V115H185ZM197 114V115H198ZM203 114V115H204ZM258 114V113H257ZM256 114V115H257ZM26 115V114H25ZM88 115V114H87ZM91 115V114H90ZM94 115H95V113H94ZM93 115V116H94ZM104 115V116H105ZM122 115V114H121ZM120 115V116H121ZM135 115V114H134ZM142 114H140L139 116L140 117H142L143 119H144V116H141ZM148 114H146V116H147ZM154 115V114H153ZM162 115V114H161ZM169 115V114H168ZM183 115V114H182ZM187 114L185 115V116H183V118L184 117H186V116H188ZM238 115H241V114H238ZM83 116H85V114L83 115ZM103 116V117H104ZM109 116V115H108ZM118 116V115H117ZM123 116H125V113L123 114ZM139 116H138V118H139ZM145 116V117H146ZM157 116V115H156ZM166 116H167V114H166ZM175 116H177V115H175ZM181 116V115H180ZM195 117V115H194V110H193V115H192V117ZM200 115H198L197 117H199ZM228 116L229 115H227V118L225 117V116H222V118L223 117H225V119H222L221 117H220V119H222L223 121L224 120H228L229 118H228ZM242 116V115H241ZM245 116V113L243 114V117ZM258 116H260L259 114H258ZM88 117V116H87ZM113 117H115V116H113ZM136 118H137V116H135ZM134 117V118H135ZM148 117V116H147ZM171 117H173V116H171ZM179 117V116H178ZM177 117V118H178ZM182 117V116H181ZM239 117V116H238ZM34 118V117H33ZM48 118V117H47ZM76 118V117H75ZM90 118H91V116H90ZM116 118V117H115ZM124 118V117H123ZM152 118V116L150 117L149 116V119H151ZM164 119V121H165V119H168L167 117H163ZM187 118V117H186ZM191 118V117H190ZM190 118H187L188 119V121H189V119ZM200 118V117H199ZM202 118V120H201V122L202 121H204V119ZM209 118V117H208ZM210 118H212V117H210ZM210 118H209V120H210ZM216 118V117H215ZM219 118V117H218ZM245 118V117H244ZM244 118H240L241 119V121H245V119ZM247 119L246 120H248L249 122L252 120H250L248 117H246ZM35 119V118H34ZM72 119V118H71ZM78 119V118H77ZM80 119H81V117H80ZM142 119V120H143ZM145 119H148V118H145ZM148 119V120H149ZM152 119H154V118H152ZM159 119H160V117H159ZM179 120L178 121H180V118H178ZM192 119V118H191ZM212 119H214V118H212ZM253 119H255V118H253ZM256 119H257V116H256ZM255 119V120H256ZM74 120V119H73ZM79 120V119H78ZM94 120H95V118H94ZM137 120V119H136ZM161 120V119H160ZM174 120V117H173V119H172V121ZM184 120V119H183ZM194 120L196 121L197 119H195L194 118ZM207 120V119H206ZM216 120H217V118H216ZM219 120V119H218ZM217 120V121H218ZM236 120V119H235ZM254 120V121H255ZM262 120V122H264V119H261ZM103 121V120H102ZM101 121V123H103ZM144 121V120H143ZM153 121V120H152ZM163 121V122H164ZM168 121H170V120H167V122ZM171 121V123H173ZM175 121H177V120H175ZM177 121V122H178ZM182 121V120H181ZM180 121V122H181ZM185 121V120H184ZM188 121H186V123L188 122ZM192 121V120H191ZM195 121H192L191 123L194 125V123H195ZM229 121V120H228ZM232 121V120H231ZM248 121H246V123L244 124V126L248 123ZM253 121V122H254ZM49 122V121H48ZM53 122V121H52ZM159 122V121H158ZM180 122L178 123V124H180ZM194 122V123H193ZM201 122H200V124H201ZM205 122V121H204ZM220 121H218V123H219ZM225 122V121H224ZM256 122H258V121H256ZM261 122V124L262 125H260V126H264V123H262ZM32 123V122H31ZM39 123V122H38ZM63 123V122H62ZM87 123V122H86ZM99 123V122H98ZM154 123H156V122H154ZM154 123H152V124H154ZM161 123V122H160ZM159 123V125H161ZM175 123V122H174ZM188 123H190V121L188 122ZM190 123V124H191ZM237 123V122H236ZM236 123H234V120L232 121V125L234 126V124H235V126H237V124ZM76 124V123H75ZM85 124V123H84ZM95 124V123H94ZM117 124V123H116ZM165 124H167V126H170V125H172V124H169V123H165ZM183 124V123H182ZM185 124V123H184ZM196 124V123H195ZM206 124L207 123H205V126H206ZM210 124H211V121H210ZM230 124H231V122H230ZM239 124H241L242 125V123H239ZM238 124V125H239ZM250 124H251V122H250ZM250 124H249V126H250ZM253 124V123H252ZM90 125V124H89ZM102 125H104V124H102ZM120 125V124H119ZM164 125V124H163ZM175 125V124H174ZM187 125V124H186ZM185 125V127L186 128H188L187 126ZM198 125V124H197ZM197 125H196V127H197ZM248 125V124H247ZM246 125V126H247ZM256 124L254 123V126H255ZM28 126V125H27ZM81 126V125H80ZM79 126V127H80ZM153 126V125H152ZM154 126H157V123L154 125ZM154 126L152 127V128H154ZM167 126H166V128H167ZM173 126V125H172ZM176 126V125H175ZM183 126V125H182ZM202 126H203V124H202ZM209 126V125H208ZM212 126V125H211ZM220 126V125H219ZM231 126V125H230ZM243 126V125H242ZM241 126V127H242ZM246 126H245V129H243V130H247V128H246ZM39 127V126H38ZM99 127V126H98ZM104 127H106V131H112V129H113V122H112V120H110V119H108V120H105V126ZM174 127V126H173ZM195 127V126H194ZM199 128H200V125L198 126ZM197 127V128H198ZM204 127V126H203ZM238 127V126H237ZM30 128H32V127H30ZM55 128V127H54ZM102 128V127H101ZM119 128V127H118ZM150 129V130H155V128L154 129ZM176 128V127H175ZM179 128H180V125H179ZM182 128V127H181ZM184 128V127H183ZM205 128V127H204ZM207 128H209V127H207ZM207 128H205V130L204 131H206V129ZM238 128H240V126L238 127ZM253 128V127H252ZM262 128H264V127H261V130H262ZM51 129V128H50ZM49 129V130H50ZM127 129V128H126ZM158 129V128H157ZM161 129V128H160ZM165 129V128H164ZM169 129H170V127H169ZM185 129V128H184ZM215 128H213L212 130H214ZM219 129V128H218ZM236 129V130H235ZM234 130L237 132V128H235ZM249 130H247V131H249V132H251V130H253V129H251L250 130V128H248ZM17 130V129H16ZM48 130V131H49ZM52 130V129H51ZM56 130V129H55ZM76 130V129H75ZM101 130H103V129H101ZM162 130V129H161ZM172 130V129H171ZM186 130V129H185ZM193 130V129H192ZM201 130H203L202 128H201ZM216 130V129H215ZM214 130V131H215ZM229 130H233V129H229ZM233 130V131H234ZM241 130V129H240ZM44 131H47V130H44ZM72 131V130H71ZM91 131V130H90ZM98 131V130H97ZM129 131V130H128ZM133 131V130H132ZM131 131V133L132 134H134L133 132ZM156 131V132H155ZM154 132L155 133H157V131L158 130H155ZM168 131V130H167ZM173 131H174V129H173ZM178 131V130H177ZM194 131H196L195 129H194ZM209 131H211L210 130V128H209V130L207 129V131L206 132H208V133H210ZM218 131V130H217ZM222 131V130H221ZM234 131V134H236V132ZM254 131V130H253ZM40 132V131H39ZM43 132V131H42ZM52 132V131H51ZM79 132H80V130H79ZM84 132V131H83ZM103 132H104V130H103ZM115 132V131H114ZM119 132V131H118ZM160 132V131H159ZM159 132H158V134H159ZM166 132V131H165ZM178 132H180L181 133V130L180 131H178ZM212 132V131H211ZM216 132V131H215ZM238 132H239V130H238ZM238 132H237V134H238ZM248 132V133H249ZM35 133H38V132H35ZM35 133H34V135H35ZM41 133V132H40ZM54 132H52V133H50V135L51 134H53ZM58 133H60V132H58ZM99 133V132H98ZM117 133V132H116ZM138 133V132H137ZM147 132H145V136L147 137V134H146ZM152 133L153 132H151L150 134H148V136L150 135V136H153L152 135ZM155 133H154V135H155ZM223 133H224V131H223ZM231 133V132H230ZM243 134V132H240L238 135H240V134ZM252 133V132H251ZM261 133H264V131H262ZM27 134V133H26ZM31 134V133H30ZM29 134V135H30ZM39 134V133H38ZM38 134H36L34 137H36V136H38ZM89 134H91V133H89ZM102 134V133H101ZM120 133H118V135H119ZM142 133L140 134V135H143ZM176 134V132L174 133V135ZM199 134V133H198ZM202 134V133H201ZM213 134V132L211 133V134H209V136L211 137V135ZM217 134V133H216ZM220 134V133H219ZM228 133H226V135H227ZM232 134V133H231ZM230 134V135H231ZM241 134V135H242ZM244 134H245V132H244ZM250 134V133H249ZM254 132L251 134V137L253 136L254 137V139H255V141H257L256 139L257 138H259L256 134H254ZM2 135V134H1ZM41 135V134H40ZM50 135H46V136H44L45 138H49V137H51ZM73 135V134H72ZM125 135V134H124ZM171 135H173V134H171ZM197 135V134H196ZM196 135H194L195 137H196ZM203 135V134H202ZM229 135V134H228ZM255 135H256V138H255ZM4 136V135H3ZM6 136V135H5ZM41 136H43V135H41ZM47 136H49V137H47ZM77 136H79V135H77ZM76 135H75V137H77ZM129 136V135H128ZM128 136H126V137H128ZM166 136V135H165ZM185 136V135H184ZM187 136V135H186ZM204 136V135H203ZM203 136H201V137H203ZM212 136H214L215 137V135H212ZM233 136V135H232ZM231 136V137H232ZM237 136V135H236ZM244 136V135H243ZM250 136V135H249ZM262 136H264V135H262ZM1 137V136H0ZM44 137H43V139H44ZM81 137V136H80ZM168 137V136H167ZM178 138H179V135L177 136ZM183 137V136H182ZM189 137V136H188ZM195 137H194V139H195ZM200 137V138H201ZM205 137V136H204ZM210 137H208V141H209V138ZM214 137H212L213 139H215ZM239 137V136H238ZM250 137V138H251ZM2 138V137H1ZM30 138V137H29ZM40 138H42V137H40ZM53 138V137H52ZM52 138H49V139H51L52 140ZM94 138V137H93ZM132 138V137H131ZM140 138V137H139ZM142 138H144L143 136H142ZM148 138V137H147ZM154 137H152V139H153ZM156 138V137H155ZM154 138V139H155ZM170 138V137H169ZM198 138V137H197ZM199 138V140H201ZM241 138H242V136H241ZM243 138H246V136H244ZM249 137L247 138V139H245V141H244V139H243V141L244 142H246V143H248L249 141H246V140H249L250 139ZM16 139V138H15ZM48 139V140H49ZM79 139V138H78ZM81 139V138H80ZM125 139V138H124ZM127 139V138H126ZM134 139V138H133ZM132 139V140H133ZM150 139H151V137H150ZM163 139V138H162ZM161 139V141H163V140H165V138L162 140ZM172 139H173V137H172ZM175 139V138H174ZM173 139V140H174ZM207 139V138H206ZM238 139V138H237ZM236 139V140H237ZM252 139V138H251ZM250 139V140H251ZM3 140V139H2ZM42 140V139H41ZM54 140L56 141L57 140V142H60V135L59 134H57L56 133V131H55V133H54ZM77 140V139H76ZM136 140V139H135ZM142 140V139H141ZM143 140H145V139H143ZM147 140V139H146ZM155 140H158V138L157 139H155ZM171 140V139H170ZM176 140V139H175ZM181 139H179V141L178 142H181L182 140H183V138H182V140L180 141ZM186 140V139H185ZM190 140V139H189ZM205 140V139H204ZM211 140V139H210ZM225 140V139H224ZM227 140H228V138H227ZM226 140V141H227ZM262 140H264V139H262ZM15 141V140H14ZM25 141V140H24ZM30 141V140H29ZM34 142V139L33 140H31V142ZM38 141H39V137H38ZM53 141V140H52ZM51 141V142H52ZM83 141V140H82ZM118 141V140H117ZM124 141V140H123ZM125 141H127V140H125ZM131 141V140H130ZM134 141V140H133ZM139 141V140H138ZM154 141V140H153ZM166 141V140H165ZM177 141V140H176ZM176 141H175V143H176ZM196 141H198L197 139H196ZM203 141V140H202ZM202 141H199V143H200V145H201V142ZM205 141H207V140H205ZM212 141V140H211ZM216 141V143L218 142L217 140H214V141H212V142H215ZM231 141V140H230ZM239 141H240V138H239ZM259 141H261V139H259ZM9 142V141H8ZM37 142V141H36ZM61 142H63V141H61ZM79 142V141H78ZM78 142H76V143H78ZM87 142V141H86ZM107 142V141H106ZM145 142V141H144ZM144 142L142 141V143L144 144ZM147 142V141H146ZM152 142V141H151ZM157 142V141H156ZM160 142V141H159ZM164 142V141H163ZM167 142H168V140H167ZM170 142H172V141H170ZM174 142V141H173ZM178 142H177V144H171V145H175V146H179L180 147V144H178ZM186 142V141H185ZM191 142H193V140L191 141ZM195 142V141H194ZM220 142V141H219ZM224 142V141H223ZM229 142V141H228ZM233 143H234V141H232ZM231 142V143H232ZM237 142V141H236ZM242 142V141H241ZM241 142H237V143H234V144H228L229 146H231V147H228V149H231V154H230V156L231 157H229L228 155V157L227 156H224V158H229V159H227L226 161H225V159H223L222 158V160H224V161H220L219 163H218V166L216 167V166H214V167H216V169L218 170V172H217V175H215V176H212V177H210V178H208V179H203V176H201L202 177V179H201V177H200V179L198 180L197 179V182H196V180L195 179H188L189 181H190V183H192L191 182V180L193 181V182H195L194 184H190V183H188L187 184V186H188V189L187 190H185V191H177V190H173V188H174V185H171V186H173V188L171 189V188H166V186H165V188L164 189H158V190H156V191H147V190H145V191H147V192H151L150 194H140V196H134V197H136L137 199H139V202H140V204H141V207H140V209H141V214L143 215V218H144V216H148V218L150 217V218H152L151 216H156V217H158V215H157V213L158 212H162V218L163 219H161V221H164V222H166L167 224H168V226H166V227H171V228H173V236H174V232L175 231H179V230H181V224L182 225H184L183 224V221L185 220V222L187 221V223H188V227H187V229H185V231L187 230L188 232L190 231V233H192L193 234V237H194V240H190V242H192V241H194L195 243H197L198 245L196 246V248H195V250H193L194 252H192V256H191V263L192 264H235V263H237V261L234 259V256H233V254H231V244H230V242H229V236L228 235H230L231 236V232H229L230 231V228H232V227H244L245 225H244V221H245V218H247L246 219V221L249 219L250 220V215L252 214V215H254L257 211H262V209H264V192H262V193H260L259 191H255V190H249V191H246V192H244L245 191V189L247 190V189H250L247 185H246V187H248V188H245V189H242V190H244V191H237V190H233V189H231V188H233L234 186L236 187V184H237V182H241V177H243V175L241 176V175H238L237 174V172H240L239 171V169H238V171L236 170L237 168H239V167H243L242 169H245L244 167H249L247 164H245L246 166H243V164L241 163L240 165H242V166H240L239 165V163H237L236 162V160H237V156L236 157H234L235 155H238V153H239V151H241V153H242V151L243 150H239L238 151V148H237V144L239 143V145H241V144H243V143H241ZM262 142H264V141H261V143ZM38 143V142H37ZM41 142L39 141V144H40ZM50 143V142H49ZM48 143V144H49ZM101 143V142H100ZM99 143V144H100ZM127 143V142H126ZM135 143V142H134ZM137 143V142H136ZM139 143H140V141H139ZM148 143V142H147ZM146 143V144H147ZM150 143V142H149ZM153 143H155V141L153 142ZM182 143H184L183 141H182ZM208 143H210V142H208ZM224 143H227V142H224ZM230 143V142H229ZM241 143V144H240ZM250 143V142H249ZM257 143H258V141H257ZM260 143V142H259ZM29 144V143H28ZM42 144V143H41ZM128 144V143H127ZM132 144H133V142H132ZM157 144H158V142H157ZM157 144H155V145H157ZM163 144H165V142L163 143ZM168 145L167 146H169V143H167ZM185 144V143H184ZM194 143H192V145H193ZM203 144H205V143H203ZM215 144V143H214ZM220 144H222V143H220ZM262 144H264V143H262ZM32 145H34V144H32ZM47 145V144H46ZM82 145V144H81ZM124 145H125V143H124ZM136 144H134L133 146H135ZM138 146L140 145L141 146V144H137ZM150 145H152V144H150ZM155 145L153 146V147H155ZM159 145V144H158ZM161 145V144H160ZM191 145V143H190V146L189 147H191L192 146ZM196 145V144H195ZM194 145V146H195ZM199 144L197 143V149L199 150V148L200 147H202V146H198ZM227 145V144H226ZM227 145V146H228ZM16 146V145H15ZM28 146V145H27ZM30 146V145H29ZM28 146V147H29ZM36 147L38 146V145H35ZM52 146V145H51ZM55 146V145H54ZM59 146H60V144H59ZM61 146H63V145H61ZM91 146V145H90ZM94 146V145H93ZM109 146V145H108ZM128 146H129V144H128ZM127 146V147H128ZM147 146V145H146ZM166 146V145H165ZM175 146H174V149L176 150V148H175ZM193 146V147H194ZM207 146H209L208 144H207ZM206 146V147H207ZM222 146H224V145H222ZM25 147H26V145H25ZM25 147H23V149L25 148ZM27 147V148H28ZM32 147V146H31ZM49 147V146H48ZM57 147V146H56ZM115 147H117V146H115ZM137 147V146H136ZM157 147H159V146H156L155 148L157 149ZM161 147V146H160ZM159 147V148H160ZM184 147H185V145H184ZM196 147H195V151H196ZM206 147H204L205 149H206ZM210 147H213V149H214V146H210ZM26 148V149H27ZM43 148H47V147H43ZM53 148V147H52ZM51 148V149H52ZM61 148V147H60ZM129 148V147H128ZM139 148V147H138ZM145 148H148V147H145ZM149 148H150V146H149ZM155 148L154 149H152V150H155ZM161 148H163V146L161 147ZM160 148V149H161ZM172 148V147H171ZM170 148V149H171ZM182 147H180V149H181ZM187 148V147H186ZM203 148V149H204ZM227 148V147H226ZM247 148V147H246ZM261 148V147H260ZM19 149V148H18ZM31 149V148H30ZM48 149V148H47ZM47 149H45V150H47ZM92 149V148H91ZM112 149V148H111ZM131 149H133V148H131ZM131 149H130V151H131ZM168 149H169V147H168ZM169 149V150H170ZM173 149V148H172ZM173 149V150H174ZM190 149V148H189ZM201 149V148H200ZM209 149V148H208ZM217 149V148H216ZM215 149V150H216ZM219 149V148H218ZM262 149V148H261ZM16 151H17V148L15 149ZM127 150H129V149H127ZM134 150V149H133ZM139 150V149H138ZM141 150L142 149H140V152L139 153H134L133 152V155L134 154H141ZM150 150V149H149ZM149 150H147L146 149V151H149ZM165 149H163V151H164ZM173 150H171V151H173ZM178 150V149H177ZM177 150L176 151H173V152H177ZM181 150H183V149H181ZM202 150V149H201ZM212 150V149H211ZM250 150V149H249ZM35 151V150H34ZM43 151V150H42ZM49 151H50V149H49ZM81 151V150H80ZM120 151V150H119ZM151 151V150H150ZM161 151H162V149H161ZM179 151V150H178ZM184 151V150H183ZM182 151V152H183ZM190 151V150H189ZM191 151H192V149H191ZM194 151V152H195ZM200 151V150H199ZM205 151V150H204ZM204 151H202V152H204ZM210 151V150H209ZM208 151V152H209ZM214 151V150H213ZM218 151V150H217ZM216 151V152H217ZM237 151H238V153H237ZM252 151V150H251ZM30 152H32V151H30ZM36 152H37V150H36ZM85 152V151H84ZM91 152H92V154L91 155H89V154H87L86 156L84 155V160H80V158H76L77 160L74 162V164L71 166V167H68L67 169L65 168V170H62V171H60V169H59V173H58V176H54L55 178H50L51 179V181H52V179L54 180L55 179V181H53L54 183L53 184H49L48 183V185H49V187L48 186H46L45 188H47L48 187V189L46 190L45 188L40 192L41 193V195L44 197H46V198H49V200L52 202V201H54V200H59V198H57V197H61L60 195L63 193V189L66 187L65 185L68 183V182H70L72 179H76V178H80L81 179V181H82V183L84 184V186L87 188V192H89L90 194H92V192H93V190H94V180H96V182H97V186H99V188H100V190L102 191V193H101V195H99V197L101 196V198H110L111 196H112V198H113V196H114V194H113V189H112V187H111V185H110V182H113V180H112V176H110V179H111V181H109V182H107V183H105L104 184V182L102 181H100V179H99V177L100 176H98L99 175V171L100 172H102V168H105L106 169V167H107V165H109V163H111L113 160H115L116 159V156H115V154L113 153V151H111V150H108V149H103L101 146H99V145H97V148L96 149H92L91 150ZM123 152V151H122ZM122 152H120V153H122ZM143 152H145V151H143ZM155 152V151H154ZM158 152H159V149H158ZM165 152V151H164ZM170 152V151H169ZM180 152V151H179ZM198 152V151H197ZM201 152V151H200ZM206 152V151H205ZM204 152V153H205ZM212 152V151H211ZM228 152H229V150H228ZM17 153V152H16ZM25 153V152H24ZM43 153V152H42ZM47 153V152H46ZM46 153H44V154H46ZM67 153V152H66ZM125 153V152H124ZM123 153V154H124ZM152 153V155L154 154L153 152H151ZM156 153H157V151H156ZM155 153V154H156ZM162 153V152H161ZM166 154H169V153H167V151L165 152ZM184 153H187V151L185 152L184 151ZM189 153H191V152H189ZM192 153H193V151H192ZM210 153V152H209ZM240 153V154H241ZM258 153H260V152H258ZM23 154V153H22ZM82 154H84V153H82ZM122 154V155H123ZM127 154H128V152H127ZM127 154H126V157H127ZM131 154V153H130ZM150 154V153H149ZM163 154V153H162ZM175 155H176V153H174ZM173 154V155H174ZM195 154H196V156L198 155V153H196L195 152ZM206 154H208L207 152H206ZM205 154V155H206ZM217 155H218V153H216ZM219 154H221V153H219ZM227 154H229V153H227ZM239 154V155H240ZM243 154V153H242ZM254 154V153H253ZM261 154V153H260ZM259 154V155H260ZM262 154H264V153H262ZM14 155V154H13ZM33 155V154H32ZM41 155V154H40ZM93 155V156H92ZM160 155V154H159ZM172 155V154H171ZM192 155V154H191ZM191 155H190V158H191ZM199 155H202V154H199ZM208 155H210V154H208ZM216 155V156H217ZM238 155V156H239ZM79 156V155H78ZM88 156H92V158H88ZM125 156V155H124ZM130 156H132V155H130ZM167 156V155H166ZM169 156V155H168ZM177 156H178V154H177ZM177 156H175L176 158H177ZM186 156V155H185ZM194 156V155H193ZM214 156H215V154H214ZM30 157V156H29ZM39 157V156H38ZM37 157V158H38ZM49 157V156H48ZM80 157V156H79ZM153 157H155V156H153ZM163 157V156H162ZM165 157V156H164ZM174 157V156H173ZM172 156H171V158H173ZM211 157V156H210ZM218 157V156H217ZM242 157V156H241ZM246 156H244L243 158H242V161H245V158ZM252 157V156H251ZM255 157V156H254ZM23 158V157H22ZM33 158L34 157H32V160H33ZM40 158V157H39ZM125 158V157H124ZM127 158H130V157H127ZM135 158H138V155H136V157L134 156V158H133V156L130 158L131 159V161H132V159L133 160H137V159H135ZM156 158V157H155ZM166 158V157H165ZM167 158H169V157H167ZM175 158V159H176ZM180 158V157H179ZM196 158V157H195ZM197 158H199L200 159V156L198 157L197 156ZM195 159V160H199V159ZM205 159V157H202V159ZM211 158H213V156L211 157ZM216 158V157H215ZM220 158V157H219ZM239 158V157H238ZM46 159V158H45ZM75 159V158H74ZM73 159V160H74ZM122 158H120V160H121ZM142 159V158H141ZM157 159H158V154H157ZM157 159H154V160H156L157 161ZM181 159H183V158H180V160ZM207 159H209V158H207ZM217 159V158H216ZM39 159H37V160H34L35 161V163H39V161H38ZM63 160V159H62ZM120 160H119V162H120ZM138 160H140V158L138 159ZM153 160V159H152ZM159 160V159H158ZM166 160V159H165ZM168 160V159H167ZM178 160V159H177ZM179 160V161H180ZM194 160V161H195ZM212 160H214V161H216L215 159H212ZM220 160V159H219ZM218 160V161H219ZM248 160H249V158H248ZM37 161V162H36ZM42 161V160H41ZM48 161V160H47ZM47 161L45 162L46 164H48L47 163ZM83 161H84V165H83ZM123 161H124V159H123ZM161 161V163L163 164L164 162H162V160H160ZM160 161H159V164H161L160 163ZM164 161V160H163ZM172 161V160H171ZM193 161V160H192ZM237 161H240V158L237 160ZM250 161H251V159H250ZM18 162H19V160H18ZM122 162V161H121ZM140 162H142V161H140ZM168 162H169V160H168ZM173 162H175L174 160H173ZM172 162V163H173ZM252 162V161H251ZM29 163V162H28ZM27 163V165H29ZM52 163H55V162H52ZM51 163V164H52ZM128 163V162H127ZM195 163V162H194ZM246 163V162H245ZM259 163V162H258ZM262 163H264V158H262ZM46 164H44V165H46ZM56 164V163H55ZM60 164V163H59ZM124 164H126V163H124ZM166 164V163H165ZM164 164V165H165ZM175 164V163H174ZM182 164V163H181ZM188 165H189V163H187ZM201 164V163H200ZM209 164V163H208ZM249 164V163H248ZM256 164V163H255ZM12 165V164H11ZM17 165V164H16ZM32 167H34L33 166V162H32ZM30 165V166H31ZM35 165V164H34ZM41 165H43V163H41ZM65 165V164H64ZM85 165H88V167L86 166V167H84ZM141 165H143V164H141ZM146 165V164H145ZM145 165H144V167H145ZM148 165V164H147ZM176 165H177V163H176ZM183 165V164H182ZM181 165V166H182ZM186 165V164H185ZM188 165H187V168H188ZM195 165H197V163H195ZM209 165H211V164H209ZM213 165H216V163L215 164H213ZM36 166H38L37 164H36ZM35 166V167H36ZM49 166V165H48ZM47 166V167H48ZM57 166V165H56ZM119 166V165H118ZM156 166V167H155ZM159 166V165H158ZM163 165H161V166H159V167H162ZM190 166H191V164H190ZM206 165H203L202 167H205ZM252 166H254V164H252ZM256 167H259L260 168V163L258 164V166L257 165H255ZM40 167V166H39ZM141 167V166H140ZM144 167H142V168H144ZM147 167V166H146ZM145 167V168H146ZM150 167V166H149ZM154 167L155 168H157V165H154ZM163 167H166V166H163ZM192 167V166H191ZM190 167V168H191ZM206 167H208V166H206ZM211 167H212V165H211ZM261 167H264V166H261ZM0 168H1V166H0ZM3 168H5V167H3ZM42 168H44V167H42ZM46 168V167H45ZM44 168V169H45ZM54 168V167H53ZM119 168H121V167H119ZM139 167L137 166V169H138ZM144 168V169H145ZM169 168V167H168ZM174 168V167H173ZM172 168V169H173ZM179 168V167H178ZM185 168H186V166H185ZM190 168H188L189 170H190ZM197 168H198V170L200 171V168H201V166L200 167H198V165H197ZM26 169V168H25ZM37 169H38V167H37ZM105 169H103V170H105ZM124 169H126V168H124ZM130 169H132V168H130ZM148 169V168H147ZM151 169V168H150ZM149 169V170H150ZM152 169H154V168H152ZM165 169V168H164ZM192 169V168H191ZM203 169H205V168H203ZM202 169V170H203ZM206 169H208V168H206ZM241 169V168H240ZM3 170V169H2ZM32 170V169H31ZM40 170V169H39ZM42 171H43V169H41ZM55 170V169H54ZM114 170V169H113ZM135 170V169H134ZM157 169H155V171H156ZM180 170V169H179ZM188 170V171H189ZM195 170V169H194ZM201 170V171H202ZM210 170H212L211 168H210ZM214 170H215V168H214ZM214 170H212V171H214ZM216 170V171H217ZM226 170H228V171H232V173H236V174H231L230 175V177L228 178V179H226L225 177L227 176L226 174ZM254 170H256V172H260V170H262V169H258L259 171H257V168L255 169V167H254ZM254 170L252 171V175H256L257 173L256 172H254ZM5 171V170H4ZM7 171V174H8V172H9V170H6ZM34 171H35V168H34ZM48 171V169L46 170V172ZM49 171L50 172H48L49 174L51 173V171H52V169L50 168L49 169ZM57 171V170H56ZM130 171V170H129ZM132 171V170H131ZM136 171V170H135ZM134 171V172H135ZM138 171H139V169H138ZM143 170L141 169V172H142ZM146 171V170H145ZM155 171L153 170V172L155 173ZM166 171V170H165ZM169 171H170V169H169ZM181 171V170H180ZM192 171H193V169H192ZM198 171V172H199ZM205 171V170H204ZM216 171H214V172H216ZM245 171H246V169H245ZM250 171V170H249ZM45 172V173H46ZM124 172V171H123ZM140 172V171H139ZM144 172V171H143ZM150 173L152 172V171H149ZM171 173H172V171H170ZM176 172V171H175ZM183 172V171H182ZM191 172V171H190ZM225 172V173H224ZM244 171H242V173H243ZM1 173V172H0ZM2 173H4L5 174V172H2ZM19 172H17V174H18ZM38 173V172H37ZM52 173H53V171H52ZM61 173V174H60ZM159 173H161V172H159ZM178 173V172H177ZM177 173H175V174H177ZM186 173H187V171H186ZM225 174V176H224V174ZM245 173V172H244ZM253 173H255V174H253ZM262 173V172H261ZM23 174V173H22ZM38 174H40V173H38ZM44 174V173H43ZM48 174V175H49ZM126 174V173H125ZM130 174V173H129ZM172 174H174V173H172ZM192 174H193V172H192ZM201 174H203V171H202V173ZM212 174V173H211ZM216 174V173H215ZM246 175H249V174H247V173H245ZM6 175V174H5ZM24 175V174H23ZM41 175V174H40ZM39 175V176H40ZM45 175H47V173L45 174ZM43 176V177H46V176ZM47 175V176H48ZM55 175V174H54ZM162 175V176H161ZM161 175L159 176L158 175V177H163L164 176V174H162L161 173ZM205 175H206V172H205ZM245 175V176H246ZM262 174H260V173H258V176L257 177H260V179L261 178H264V175H262ZM10 176V175H9ZM50 176V175H49ZM103 176V175H102ZM101 176V177H102ZM106 176V175H105ZM145 176V175H144ZM147 176V175H146ZM165 176H166V174H165ZM168 177H169V175H167ZM172 176H174V175H172ZM171 176V178H173L174 179V177H172ZM177 176H178V174H177ZM193 177H194V175H192ZM192 176H191V178H192ZM198 176V175H197ZM210 176V175H209ZM1 177V176H0ZM6 177H7V175H6ZM6 177H4L5 178V180H6ZM16 177V176H15ZM36 177V176H35ZM100 177V178H101ZM157 177V176H156ZM155 177V178H156ZM188 177V176H187ZM250 177H256V176H250ZM248 178V179H251V178ZM256 177V178H257ZM2 178H3V176H2ZM3 178V179H4ZM39 178V177H38ZM47 178V177H46ZM72 178V179H71ZM128 178H130V177H128ZM127 178V179H128ZM144 178V177H143ZM151 178H152V176H151ZM161 178H160V181H161ZM183 178V177H182ZM26 179V178H25ZM29 179V178H28ZM49 179V178H48ZM102 179H104L103 177H102ZM101 179V180H102ZM109 179V178H108ZM107 179V180H108ZM146 179H148V178H146ZM165 179V181H166V178H164ZM168 179V178H167ZM175 179H176V177H175ZM178 179V178H177ZM253 180L255 179V178H252ZM251 179V180H252ZM259 179V178H258ZM4 180V181H5ZM7 180H9V178H7ZM7 180H6V183H7ZM31 180V179H30ZM41 180V179H40ZM125 180V179H124ZM129 180H133V179H128V182H129ZM138 180V179H137ZM170 180V179H169ZM180 180V179H179ZM182 180V179H181ZM187 180V179H186ZM195 180V181H194ZM247 181L246 180V178H244L243 179V182H245V181ZM251 180H249V181H251ZM252 180V181H253ZM262 180H264V179H261V181ZM24 181V180H23ZM29 181V180H28ZM43 181V180H42ZM130 181V182H131ZM140 181V180H139ZM143 181H146L145 179L143 180ZM153 182H154V180H152ZM151 181V182H152ZM164 181V180H163ZM177 181V180H176ZM175 181V182H176ZM185 180L183 179V181L181 182V181H179V183L181 182V183H183ZM260 181V182H261ZM2 182V181H1ZM0 182V183H1ZM17 182V181H16ZM15 182V183H16ZM46 182V181H45ZM92 182H94L93 184H92ZM125 182V181H124ZM169 182L170 181H168V185H169ZM173 182V181H172ZM186 182V181H185ZM260 182H259V186H260ZM262 182H264V181H262ZM2 183H4V182H2ZM26 183V182H25ZM24 183V184H25ZM36 183V182H35ZM41 183H43V182H41ZM73 183V182H72ZM103 183V184H102ZM163 183H165V182H163ZM163 183H161V184H163ZM248 184H250L251 182H247ZM246 183V184H247ZM256 183H258V182H256ZM255 183V185H257V186H255L254 187V184L252 183V186H251V184H250V187H252V189H254V188H256V187H258V184H256ZM23 184V183H22ZM31 181L28 183V185L31 187ZM45 185H47V183H44ZM126 184V183H125ZM152 184V183H151ZM159 184V183H158ZM161 184H159V185H161ZM166 184V183H165ZM185 184V183H184ZM190 184V185H189ZM241 184V183H240ZM240 184L238 183V185H239V187H238V185H237V188H241L242 186H244L243 184L240 186ZM26 185H27V183H26ZM26 185H25V187H26ZM37 185V184H36ZM41 185V184H40ZM70 185H71V182H70ZM74 185V184H73ZM128 185V184H127ZM159 185H157V186H159ZM262 185H264V184H261V186ZM24 186V185H23ZM52 186V187H51ZM152 186V185H151ZM154 186V185H153ZM182 186V185H181ZM260 186V188H262V187H264V186H262L261 187ZM25 187H23V188H25ZM29 187V188H30ZM80 188H81V186H79ZM78 187V188H79ZM155 187H156V185H155ZM167 187H170V186H167ZM234 187V188H235ZM3 188V187H2ZM1 188V189H2ZM4 188H6L5 187V183H4ZM27 188V187H26ZM29 188H27V189H29ZM80 188H79V191H80ZM161 188V187H160ZM177 188V187H176ZM236 188V189H237ZM6 189H8V187L6 188ZM26 189V190H27ZM39 189V188H38ZM152 189H154V188H152ZM156 189V188H155ZM186 189V188H185ZM66 190V189H65ZM83 190V189H82ZM149 190H151V189H149ZM6 191V190H5ZM24 191H25V189H24ZM29 191V190H28ZM27 191V192H28ZM40 191V190H39ZM65 192V191H64ZM69 192V191H68ZM75 192V191H74ZM83 192H84V190H83ZM86 192V193H87ZM8 193V192H7ZM24 193V192H23ZM85 193V194H86ZM88 193V194H89ZM94 193H95V190H94ZM112 193V194H111ZM65 194V193H64ZM68 194V193H67ZM76 194V193H75ZM89 194V195H90ZM40 195V194H39ZM50 195H52V196H50ZM149 195H151V196H149ZM32 196V195H31ZM57 196V197H56ZM67 196V195H66ZM78 196H80V195H78ZM92 197H93V195H91ZM97 196V195H96ZM105 196V197H104ZM106 196H108V197H106ZM110 196V197H109ZM131 196V195H130ZM2 197V196H1ZM45 197H44V199H45ZM62 197H63V194H62ZM64 197H65V195H64ZM84 197V196H83ZM83 197H81V199L83 198ZM115 197V196H114ZM119 197V196H118ZM117 197V200L119 199ZM133 197V198H134ZM6 198V197H5ZM86 198V197H85ZM112 198H110V199H112ZM121 198V197H120ZM124 198V197H123ZM122 198V199H123ZM126 198V197H125ZM63 199V198H62ZM66 199V198H65ZM95 199H96V197H95ZM102 199V200H103ZM109 199V200H110ZM115 200H116V197L114 198ZM135 199V198H134ZM29 200H31V199H29ZM38 200V199H37ZM37 200H35V201H37ZM41 200V199H40ZM39 200V201H40ZM46 200H48V199H46ZM46 200L44 201V202H46ZM64 200V199H63ZM67 200V199H66ZM69 200V199H68ZM83 200V199H82ZM99 200V199H98ZM101 200V199H100ZM108 200V199H107ZM121 200V199H120ZM124 200V199H123ZM132 201H133V199H131ZM136 200V199H135ZM11 201V200H10ZM16 201V200H15ZM25 202H27V199L26 200H24ZM33 201V200H32ZM43 201H42V203L41 204H43ZM61 201V200H60ZM74 201L76 202V200L74 199ZM106 201V200H105ZM111 201V200H110ZM122 201V200H121ZM13 202V201H12ZM20 202V201H19ZM29 202H31V201H29ZM69 202H70V200H69ZM74 202V203H75ZM79 202V201H78ZM81 202V201H80ZM83 202V201H82ZM103 202H104V200H103ZM114 203H115V201H113ZM120 202V201H119ZM119 202H116V203H118V207H119ZM137 202V201H136ZM21 203V202H20ZM34 203V202H33ZM47 203V202H46ZM65 203H67V206L68 205H70V204H68V202H65ZM111 203V205H112V201L110 202ZM115 203V205H117ZM121 203H123V202H120V204ZM10 204V203H9ZM15 204H18V201H16L15 202ZM36 204V203H35ZM58 204V206H60L59 204L60 203H57ZM56 204V205H57ZM62 204V203H61ZM3 204H1L0 206H2ZM4 205H5V203H4ZM4 205H3V207H4ZM19 205V204H18ZM22 205H23V203H22ZM48 203L46 204V208H48ZM65 205V204H64ZM73 205V204H72ZM79 205H81V204H79ZM83 205H84V203H83ZM87 205V204H86ZM89 205V204H88ZM102 205H104V204H102ZM114 205V204H113ZM113 206V207H116V206ZM130 205V204H129ZM132 205H134L133 204V202H132ZM136 205V204H135ZM134 205V206H135ZM15 206V205H14ZM14 206L12 205V207L14 208ZM110 206V205H109ZM139 206V205H138ZM138 206H137V208H138ZM17 207H19V206H17ZM22 207V206H21ZM32 207V206H31ZM40 206L38 205V207L37 208H39ZM43 207V206H42ZM75 207V206H74ZM87 207V206H86ZM90 207H94V206H90ZM106 207H108V206H106ZM112 207V206H111ZM132 207V206H131ZM16 208V207H15ZM27 208V207H26ZM28 208H30V207H28ZM36 208V207H35ZM34 208V209H35ZM36 208V209H37ZM44 208H45V205H44ZM44 208H42L43 210H44ZM45 208V209H46ZM57 208V207H56ZM60 208V207H59ZM59 208H57V212H58V209ZM66 208V207H65ZM69 208V207H68ZM71 208V207H70ZM70 208H69V210H70ZM101 208V207H100ZM99 208V206H98V209H100ZM117 208V207H116ZM130 208V207H129ZM128 208V209H129ZM184 209V211H185V215H184V217L185 218H183V220L182 221H180V220H178V218L179 217H177L176 216V212L177 211H180V209ZM1 209H3L2 207H1ZM33 208H31V210L33 211L34 210ZM42 209H37V210H41L40 212L42 213ZM49 209V208H48ZM61 209V208H60ZM73 210H76V209H74V208H72ZM85 209V208H84ZM93 209H95V208H93ZM97 209V210H98ZM111 208H108V210H110ZM133 209V207L131 208V210ZM136 209V208H135ZM4 210H5V208H4ZM10 210H14V209H10ZM9 210V211H10ZM19 210V209H18ZM24 210H25V208H24ZM27 210V209H26ZM69 210H67V211H69ZM103 210V209H102ZM114 210V209H113ZM126 210V209H125ZM131 210H129L130 211V213H131ZM138 210H139V208H138ZM137 210V211H138ZM16 211V210H15ZM14 211V216L16 215L15 213L16 212H18V211H16L15 212ZM28 211H29V209H28ZM48 211V210H47ZM46 211V212H47ZM50 211H52V209L50 210L49 209V212ZM94 211V210H93ZM92 211V212H93ZM96 211V210H95ZM104 211V210H103ZM106 211V210H105ZM118 211V210H117ZM128 211V212H129ZM136 211V212H137ZM140 211V210H139ZM138 211V212H139ZM3 212V211H2ZM44 212H45V210H44ZM43 212V213H44ZM53 212V211H52ZM89 212V211H88ZM88 212H87V215H88ZM99 212V211H98ZM101 212V211H100ZM119 213H120V211H118ZM125 212V211H124ZM136 212H133V213H136ZM181 212H183V211H181ZM13 213V212H12ZM20 212H18V214H19ZM31 213H37V211L35 210V212H31ZM39 213V212H38ZM54 213V212H53ZM62 213H64V211H62ZM68 213H70V211L68 212ZM75 213V212H74ZM184 213V212H183ZM262 213H264V212H262ZM17 214V215H18ZM48 213H46V215H47ZM106 214V213H105ZM108 214V213H107ZM113 215L112 216H114L115 215V217H116V215L118 214H116V213H112ZM122 214V213H121ZM124 214V213H123ZM122 214V215H123ZM136 214H138V213H136ZM136 214H134V215H136ZM139 215L138 214V216L140 217V216H142V215ZM257 214V213H256ZM20 215V214H19ZM25 215V214H24ZM33 215V214H32ZM43 215V214H42ZM41 215V216H42ZM64 215V214H63ZM65 215H67V213L65 214ZM65 215H64V217H65ZM91 215H93V214H91ZM98 214H96V216H97ZM103 215V214H102ZM110 215V214H109ZM120 215V214H119ZM128 215V214H127ZM183 215V214H182ZM11 216H13V215H11ZM49 216V215H48ZM47 216V217H48ZM52 216V215H51ZM55 216V215H54ZM60 216V215H59ZM98 216H100V215H98ZM97 216V217H98ZM125 216V215H124ZM137 216V215H136ZM246 216H249V217H246ZM20 217H22L21 215H20ZM46 217V216H45ZM67 217V216H66ZM92 217H94V215L92 216ZM91 217V218H92ZM96 217V218H97ZM106 217H109V216H106ZM105 217V218H106ZM119 217V216H118ZM123 217V216H122ZM129 217V216H128ZM128 217H125V218H128ZM260 217V216H259ZM258 217V218H259ZM31 218V217H30ZM39 218V217H38ZM49 218V217H48ZM51 218V217H50ZM56 218H57V222H58V216H56ZM55 218V219H56ZM86 218V217H85ZM103 218V217H102ZM146 218V217H145ZM149 218V219H150ZM255 218H256V216H255ZM260 218H264V217H260ZM259 218V220H258V222L260 221V220H262L261 222H264V219H260ZM5 219V218H4ZM15 219L18 221V219L15 217ZM41 219H42V217H41ZM47 219V218H46ZM54 219V218H53ZM52 219V220H53ZM140 219H141V217H140ZM10 220V219H9ZM22 220H23V218H22ZM30 220V219H29ZM35 220V219H34ZM38 220H40V219H38ZM37 220V221H38ZM49 220V219H48ZM60 220V219H59ZM84 219H82V221H83ZM98 220H99V218H98ZM110 220V219H109ZM108 220V221H109ZM113 220V219H112ZM112 220H110V223L108 222H106V223H103L102 225H101V227H102V231H101V233L99 234H97V232L95 233V234H97V235H99V236H101L100 238H102V242H101V244H102V246L108 251V252H110L111 254L113 253L114 255L116 254V253H114V251H115V249H114V246H113V243H114V241H117L118 239H120L122 236H123V234H124V232H122V229L124 230V228H128V226H129V228L131 227L130 226V224H133V222L131 223V220H129L128 221V225H126L127 227H123V225H119V224H116V223H113V224H111V222H112ZM115 220V219H114ZM123 220V222H124V219H122ZM138 220H139V218H138ZM142 220V219H141ZM159 220V219H158ZM257 220V219H256ZM13 222H14V219L12 220ZM17 221H15V222H17ZM25 221H28L27 219H25ZM32 221V220H31ZM36 221V220H35ZM53 221H55V220H53ZM64 221V220H63ZM106 221V220H105ZM126 221V220H125ZM133 221V220H132ZM152 221V220H151ZM151 221H150V223H151ZM155 221H157V219H155ZM160 221V222H161ZM180 221V222H179ZM253 221H255L254 219H252V223L251 224H253ZM11 222V221H10ZM9 222V223H10ZM13 222H12V224H13ZM14 222V224H16ZM41 222V221H40ZM52 222V221H51ZM85 222V221H84ZM90 222V221H89ZM95 222V221H94ZM93 222V223H94ZM114 222V221H113ZM122 221H121V219H120V223H121ZM154 222V221H153ZM5 223L6 224H9V223H7L6 221H5ZM58 223H60V222H58ZM63 223V222H62ZM87 223V222H86ZM86 223H85V225H86ZM130 223V224H129ZM134 223H135V221H134ZM162 223V222H161ZM186 223V224H187ZM12 225V227L14 226L15 228H21L22 227V224L19 222V224H16V225ZM24 224V223H23ZM32 224V223H31ZM31 224H29V225H31ZM34 224H35V222H34ZM39 224V223H38ZM42 224V223H41ZM66 224V223H65ZM81 225H83L84 223H80ZM136 224V223H135ZM146 224V223H145ZM152 224V223H151ZM151 224L149 225L148 223H147V226L149 225L151 228L153 227V225L151 226ZM246 224V223H245ZM250 224V225H251ZM1 225H3V224H1ZM60 225H62V224H60ZM79 225V224H78ZM77 225V226H78ZM80 225V226H81ZM99 225V224H98ZM134 225V224H133ZM140 226H144V225H142V223L141 224H139ZM139 225H138V227H139ZM247 225V224H246ZM250 225H249V222H248V226L250 227ZM4 227V230H5V225H3ZM11 225H9V227H10ZM36 226H38L37 225V223H36ZM36 226H34V227H36ZM96 226V225H95ZM94 224H87L86 225V229H84V230H87V228H88V230L91 228V230L93 229L94 230ZM121 226L123 227L122 229H121ZM155 226V225H154ZM257 226V225H256ZM259 226V225H258ZM261 226V225H260ZM10 228L11 230H13V229H15V228ZM27 226H23L22 227V229L24 228H26ZM65 227V226H64ZM99 227V226H98ZM97 227V228H98ZM158 226H155V230H156V233H158L159 232V230L160 229H158L157 228ZM184 228L186 227V226H183ZM248 227V228H249ZM252 228L251 229H253L254 227H253V225L251 226ZM29 228H30V226H29ZM46 228V227H45ZM44 228V229H45ZM77 228V227H76ZM184 228H182V229H184ZM245 228V227H244ZM247 228V229H248ZM1 229V228H0ZM8 229V231L9 232H11V230H9V228H7ZM6 229V230H7ZM30 229H32L31 231H35V229H33V227L32 228H30ZM30 229H28L29 230V232H30ZM47 229H48V226H47ZM46 229V230H47ZM64 229V228H63ZM66 229H67V227H66ZM83 229V228H82ZM81 229V230H82ZM134 230V226H132V228H130V230ZM138 229V228H137ZM139 229H140V227H139ZM142 227H141V231H142ZM163 229V228H162ZM233 230H234V228H232ZM255 229V228H254ZM257 229V228H256ZM16 230V229H15ZM42 229H40V231H39V233L41 232V234L39 235V239H40V237H41V241L42 242H40V244L42 243V245L41 246H39V247H37V246H35L34 244H30L31 243V241H30V243L28 242L27 244H25L24 242L28 239L27 237H29L28 235H29V233L27 234V237H25L26 238V240L24 241V242H22L20 245H19V247L17 246V249L15 250V252H14V248H13V251H12V253H13V259H11L12 261H13V264H47V260H45V258L43 257V255L44 254H47V253H45V251L47 250V249H44L45 247H47V243H49V241L47 242L46 240V235H42L43 234V232L41 231ZM49 230V229H48ZM80 230V231H81ZM100 230V229H99ZM133 230L131 231V233L133 232ZM135 230H136V228H135ZM144 230V229H143ZM146 230V232H147V228L145 229ZM152 230H154V229H152ZM232 230V232L234 233V232H236L237 233V230L236 231H233ZM239 230V229H238ZM250 230V229H249ZM248 230V231H249ZM18 231H20V230H18ZM22 231V230H21ZM36 231H37V229H36ZM35 231V232H36ZM38 231H37V233H38ZM64 231V230H63ZM77 231V230H76ZM96 231V230H95ZM149 231H150V229H149ZM160 231H162V230H160ZM164 231V230H163ZM162 231V232H163ZM172 231V230H171ZM171 231H167V232H171ZM243 231V230H242ZM241 231V232H242ZM253 231H255V230H253ZM1 232V231H0ZM13 232H14V230H13ZM50 232V231H49ZM84 232V231H83ZM82 232V233H83ZM138 232H139V230H138ZM151 232V231H150ZM155 232V231H154ZM188 232H186V233H188ZM243 232H247L246 230H244ZM262 232H264V231H262ZM62 233V232H61ZM71 233V232H70ZM91 233V232H90ZM140 233V232H139ZM152 233V232H151ZM164 233V232H163ZM185 233V232H184ZM230 233V234H229ZM238 233H240V232H238ZM2 234H5V233H2ZM2 234H0V236L2 235ZM6 234H7V232H6ZM11 234V233H10ZM15 234V233H14ZM13 234V235H14ZM18 234H20L21 235V233H19L18 232ZM33 235L35 234V235H37L36 233H32ZM69 234V233H68ZM84 234H86V233H84ZM125 234H127V233H125ZM136 234V233H135ZM134 234V235H135ZM191 234V235H192ZM247 234V233H246ZM9 235V234H8ZM12 235V236H13ZM22 235H23V233H22ZM42 235V236H41ZM97 235H96V237H97ZM140 235H142V234H140ZM155 235V234H154ZM171 234H170V236H169V238H168V235H167V233H165V235L163 234L162 236H163V238H164V236L165 237H167V239H170V237L172 236ZM244 235V234H243ZM249 235H250V232H249ZM256 235H258V233L257 234H255V236ZM12 236H11V239H12ZM15 236H17L18 237V235L16 234ZM14 236V237H15ZM25 236H26V233H25ZM57 236V235H56ZM63 236V235H62ZM71 236V235H70ZM73 236V235H72ZM75 236H76V234H75ZM83 236H85V235H83ZM130 236V235H129ZM147 236V235H146ZM145 236V237H146ZM161 236V235H160ZM159 236V233H158V237H160ZM177 236H180L179 234L177 235ZM189 236V235H188ZM233 236V235H232ZM240 236V235H239ZM247 237H249L248 236V234L246 235ZM254 236V237H255ZM7 237V236H6ZM30 237H32L31 236V233H30ZM29 237V238H30ZM34 237V236H33ZM88 237V236H87ZM86 237V238H87ZM127 237H128V234H127ZM138 237V236H137ZM190 237V236H189ZM208 237V238H207ZM16 238V237H15ZM35 238H37V236H35L34 237V239ZM98 239H99V237H97ZM140 238V241L139 242H141V243H139L140 245L141 244H144L142 241H141V237H139ZM147 238V237H146ZM146 238H144V239H146ZM184 238V237H183ZM181 239L182 241L184 240V239H186V238H184V239ZM251 238V237H250ZM252 238H253V236H252ZM38 239V240H39ZM73 238H71V240H72ZM84 239V241L86 242V240L87 239H85V238H83ZM89 239V238H88ZM92 239V238H91ZM131 239V238H130ZM137 238L135 237V240H136ZM143 239V240H144ZM149 239V238H148ZM147 239V241H145V244H146V242H149V240ZM176 239V238H175ZM178 239V238H177ZM179 239H180V237H179ZM179 239L177 240L178 241V243L180 242L179 241ZM188 239V238H187ZM245 239H247V238H245ZM249 239V238H248ZM69 240V239H68ZM71 240H69L70 242H71ZM76 239L74 238V241H75ZM100 240V239H99ZM133 240H134V238H133ZM139 240V239H138ZM189 240V239H188ZM236 240H237V238H236ZM55 241V240H54ZM69 241H67V242H69ZM74 241H72L73 243H74ZM83 241V240H82ZM89 241H91V240H88L87 242H86V244L89 242ZM131 241V240H130ZM171 241V240H170ZM175 241V240H174ZM186 241V240H185ZM233 241V240H232ZM250 242H251V240H249ZM260 241V240H259ZM259 241L257 242V240H256V243H259ZM8 242H9V240H8ZM21 242V241H20ZM27 242V241H26ZM66 242V243H67ZM71 242V243H72ZM75 242H78V240L77 241H75ZM93 242V241H92ZM126 242V241H125ZM151 242V241H150ZM149 242V243H150ZM152 242H154V241H152ZM164 241H162V239H160V238H158L155 242H154V244L152 243V245H155L157 248H159V249H161V250H166V244L165 243H163ZM206 242H209V244H210V242H212L211 244H214L215 245V251L214 250H212V251H214V252H210V251H207V250H205V249H207V248H202L201 246H203L202 244H204V243H206ZM237 242V241H236ZM245 242V241H244ZM33 243V242H32ZM84 243V242H83ZM98 243V242H97ZM96 243V244H97ZM115 243H117V242H115ZM114 243V244H115ZM119 243V242H118ZM117 243V244H118ZM127 243H128V241H127ZM131 243V242H130ZM173 243V242H172ZM233 243H234V241H233ZM240 243V242H239ZM239 243L237 244V245H239ZM19 243H17V244H15V245H18ZM47 244V245H46ZM69 243H67V245H68ZM75 244V243H74ZM77 244H80V243H77ZM93 244V243H92ZM100 244V241H99V243L97 244V245H101ZM120 244V243H119ZM118 244V245H119ZM171 244V242H169V245ZM177 244V243H176ZM181 244H182V242H181ZM208 244V243H207ZM210 244V246H213V245H211ZM235 244V243H234ZM244 244H246V243H244ZM7 245V244H6ZM10 245V244H9ZM13 245V244H12ZM46 245V246H45ZM54 245V243L51 245V247ZM76 245V244H75ZM74 245V246H75ZM132 245V244H131ZM136 245V244H135ZM134 245V246H135ZM152 245H150L151 246V250L153 251L154 249H152ZM174 245V244H173ZM190 245V244H189ZM194 245V244H193ZM193 245H190V246H192L193 247ZM261 245V244H260ZM2 246V245H1ZM49 246V245H48ZM73 246V245H72ZM89 246V245H88ZM146 246V245H145ZM150 246L148 245V247L150 248ZM186 246V245H185ZM205 246V245H204ZM234 246V245H233ZM247 246H248V244H247ZM252 246V245H251ZM250 245H249V247H251ZM257 246V245H256ZM3 247V246H2ZM9 247H11V246H9ZM13 247V246H12ZM78 247V246H77ZM94 247H96V246H94ZM140 247V246H139ZM147 247V246H146ZM147 247V248H148ZM180 247V246H179ZM183 247H184V245H183ZM254 247V246H253ZM258 247V246H257ZM261 247H262V245H261ZM76 248V247H75ZM80 248H82L81 247V244H80ZM98 249H99V247H97ZM136 248H137V246H136ZM173 248H174V246H173ZM226 248H228V249H226ZM231 248V249H230ZM239 248H240V245H239ZM262 248H264V247H262ZM262 248H260V246L258 247V248H256L257 249V252H264V250H262ZM49 249V248H48ZM53 249V248H52ZM73 249H74V247H73ZM83 249V248H82ZM98 249H96V250H98ZM101 247H100V251H101ZM142 249V248H141ZM168 250L170 249V248H167ZM247 249V248H246ZM249 249V248H248ZM254 249V248H253ZM2 250V249H1ZM12 250V249H11ZM45 250V251H44ZM72 250V249H71ZM86 250V249H85ZM89 250V249H88ZM103 250V249H102ZM106 250H103V252H106ZM118 250V249H117ZM126 252H127V250L126 249H124ZM150 250V251H151ZM158 250V249H157ZM168 250H166V252L168 251ZM174 250H176V251H178L179 250V248L178 249H174ZM191 250V249H190ZM249 250H251V249H249ZM5 251V250H4ZM49 251V250H48ZM52 251V250H51ZM50 251V252H51ZM67 251V250H66ZM73 252H75V251H77V250H72ZM82 251V250H81ZM99 251V250H98ZM99 251V252H100ZM118 251H120V250H118ZM144 251H146V249H144ZM143 251V249H142V252H144ZM148 251H149V249H148ZM159 251V250H158ZM170 251V250H169ZM180 251V250H179ZM182 251V250H181ZM248 251V250H247ZM246 251V252H247ZM7 252V251H6ZM70 252V254H71V251H69ZM102 252V251H101ZM116 252V251H115ZM134 251L132 250V254H134V255H138L139 253H138V251H137V253L135 254V253H133ZM155 252H157L156 250H154V253ZM160 252V251H159ZM158 252V253H159ZM165 252V253H166ZM175 252V251H174ZM245 251H244V254L246 253ZM256 252V251H255ZM44 253V254H43ZM62 253V255H63V252H61ZM79 253V252H78ZM81 253H84V252H81ZM130 253V252H129ZM168 253V252H167ZM197 253H199V255H198V257H196L195 255L197 254ZM243 253V252H242ZM10 254H11V252H10ZM69 254V255H70ZM104 254V253H103ZM106 254V253H105ZM118 254H119V252H118ZM117 254V255H118ZM120 254H121V252H120ZM125 254V253H124ZM124 254H121V255H123V256H125ZM131 254V253H130ZM146 254V253H145ZM172 253L170 252V255H171ZM177 254H179L178 252H177ZM176 254V255H177ZM183 254H185V253H183ZM189 254H191V253H189ZM241 254V253H240ZM249 254V253H248ZM258 254V253H257ZM66 255H68V254H66ZM65 254H64V256H63V258H65V256H66ZM72 255H74V254H72ZM76 256H74V257H80V255L78 254V256H77V253L75 254ZM84 255V254H83ZM108 255V254H107ZM107 255H105V256H107ZM120 255V256H121ZM129 255V254H128ZM141 255V254H140ZM152 255V254H151ZM161 255V254H160ZM165 255H167V254H165ZM242 255V254H241ZM262 256H264V253H262L261 254ZM1 256V255H0ZM52 257H53V255H51ZM97 256V255H96ZM119 256V255H118ZM122 256V257H123ZM186 256V255H185ZM184 256V257H185ZM247 256V255H246ZM10 257V256H9ZM48 257V256H47ZM93 257V256H92ZM108 257H109V255H108ZM111 257V256H110ZM126 257H128L129 258V256H126ZM137 257V256H136ZM151 257V256H150ZM156 257V256H155ZM166 257V256H165ZM169 257V256H168ZM168 257H167V260H168ZM179 257V256H178ZM187 257V256H186ZM250 258L249 259H247V263H251V264H264V258H260L259 257V255H253L252 257H251V255L249 256ZM3 258V257H2ZM1 258V259H2ZM6 258H8V257H6ZM72 258H73V256H72ZM71 258V259H72ZM82 258V257H81ZM86 258H88V257H86ZM124 258V257H123ZM137 258H139V257H137ZM147 260L149 259V258H147V257H145ZM164 258V257H163ZM175 258V257H174ZM248 258V257H247ZM4 259H5V257H4ZM51 259V258H50ZM53 259H55V258H53ZM71 259L69 258H67V260H66V258L64 259V261H70L71 262ZM77 259H79V258H77ZM90 259V260H89ZM96 259V258H95ZM125 259H127V258H125ZM151 259V258H150ZM150 259H149V261H150ZM156 259V258H155ZM162 259V258H161ZM179 259H180V257H179ZM184 259V258H183ZM237 259V258H236ZM56 260V259H55ZM55 260L54 261H51V263L53 262V264L54 263H56L55 262ZM62 260V259H61ZM73 261H74V259H72ZM83 260H85L84 259V256H83V259L81 260L82 261V263H85V262H87L86 260H85V262L83 261ZM87 260H89V261H91V258L89 257ZM97 260V259H96ZM114 260V259H113ZM137 259H135V261H136ZM142 260H144L143 258H142ZM171 260V259H170ZM174 260V259H173ZM181 260V259H180ZM184 260H186V259H184ZM249 260H251V261H249ZM7 261V260H6ZM15 261V262H14ZM63 261V260H62ZM81 261L79 262V261H76L77 263L79 262V263H81ZM107 261H108V259H107ZM109 261H110V259H109ZM169 261V260H168ZM167 261V262H168ZM236 261V262H235ZM241 261V260H240ZM249 261V262H248ZM1 262V264H6V262L5 263H3L2 261H0ZM75 262V261H74ZM74 262H72L71 264H73ZM76 262H75V264H76ZM92 262V261H91ZM95 262V263H94ZM93 263L94 264H106V263H101V262H96V261H94ZM115 262V261H114ZM160 262H161V260H160ZM174 262V261H173ZM178 262H181V261H178ZM242 262V261H241ZM244 262V261H243ZM59 263V262H58ZM61 263V262H60ZM81 263V264H82ZM112 263V262H111ZM136 263V262H135ZM155 263V262H154ZM159 263V262H158ZM171 263V262H170ZM182 263V262H181ZM188 263V262H187ZM9 264V263H8ZM65 264V263H64ZM68 264H70V263H68ZM86 264V263H85ZM91 264V263H90ZM113 264V263H112ZM146 264V263H145ZM174 264V263H173ZM176 264V263H175ZM178 264V263H177ZM189 264V263H188ZM246 264V263H245Z\"/></svg>", "mask_w": 264, "mask_h": 264}, {"label": "crops", "instance_id": "obj_3", "mask_svg": "<svg viewBox=\"0 0 264 264\" xmlns=\"http://www.w3.org/2000/svg\"><path fill=\"white\" fill-rule=\"evenodd\" d=\"M255 15H256V14H255ZM254 18H255V17H254ZM251 26H252V23H251ZM251 26H250V27H251ZM250 27H249V29H248V34H249V32H250L249 30H251ZM243 39H245V38H243ZM240 42H241V41H240Z\"/></svg>", "mask_w": 264, "mask_h": 264}]
</instances>
